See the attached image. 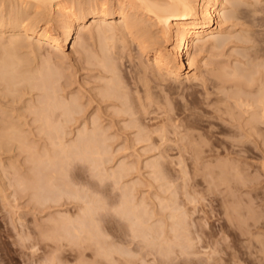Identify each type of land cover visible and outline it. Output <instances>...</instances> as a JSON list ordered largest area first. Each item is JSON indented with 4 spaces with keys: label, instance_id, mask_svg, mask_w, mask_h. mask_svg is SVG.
Returning <instances> with one entry per match:
<instances>
[{
    "label": "bare ground",
    "instance_id": "6f19581e",
    "mask_svg": "<svg viewBox=\"0 0 264 264\" xmlns=\"http://www.w3.org/2000/svg\"><path fill=\"white\" fill-rule=\"evenodd\" d=\"M231 1L230 0H0V86L1 85H4L6 90L8 89L10 92H15L17 90V86L18 84H20L22 87H24L25 82L26 85L28 84V86H26V88L24 87L25 90H42L40 92H43V96L41 95V97H37L38 99L41 98V99H37L39 102V105H37V102L35 104L33 103V100H29L31 104L30 106V113L33 112L35 114V117L33 119L32 122L36 123H40V125H37L36 126V131L35 133H32V134H35L34 137L37 135H41V134H44L43 136H45V142L42 144V146L38 145V143L34 140H30L29 142L21 135L24 133L25 130H22V127H20L17 122L15 123L14 121L16 120H12V121H9L5 118H3V123L2 125H0V137H6L8 136L7 138H10L12 139L17 138V140L19 141L20 140V137H21V140H20V143L19 145L21 144V147L22 148V151H25V153H27L26 155H28V158H26V160L29 162V164L31 165L29 167V165H27L28 167H26L28 169V173H24V171H22L21 169V172H22V175L20 174V177L22 176L21 179H19V176H18V179H19V185L22 186V192L25 193V194H30V197L33 202H34V209H39V211L43 210L45 212L46 208L49 209V207L52 209V206H58V205H62V208L64 206L65 203L69 204L71 203L72 200H74V203L76 202H79L80 205H79V212H77L76 214L74 212H72L73 214H69L68 212L67 213H62L60 211H58V215L57 216H54L52 214L54 213H50L52 216L48 218L47 221L45 222H48V224H51L49 226H47L46 230L45 228H41L43 229L44 231H38L39 233H41L42 237H44L43 239H45L46 241H48V246L49 247L51 244V247H54V245L57 247L59 246L60 248L58 249L59 250H62L61 249V245L60 244H63L64 241H67V242H73L72 245H74L75 243V240H76V245H80L78 244V241L79 243L85 239L89 240V241H92V243L94 242V244H96L98 246V250H99V253L101 255H104L107 259L109 260H115V256L116 254L118 255V257H122L124 256L126 259L127 257H129L130 259H132V257H134V250H129L125 247H122V246H119L118 243L114 240H109V229H107L105 226H103V222H105V220H110L111 218H114V219H117L119 217V219L122 221L124 220L127 225L129 226V228L131 229V232H132V239L133 241L137 238L140 239V241H144L143 243L146 244L144 246V249L146 247L150 248L149 251L147 252V254H153L154 252V249H156L157 253H159V256H161L160 258L163 259H166V262L168 261H171L169 259H172L174 253H177L178 255H176V257H178L180 255V258L182 257V262L185 263V264H190V263H194V264H199V262L197 263L196 261L199 259L201 260L200 261V264H202V261H203V257H200L199 256H204L206 255L207 256V260L209 261V264H217L216 261H210V258L213 256V254L218 251L217 247H219V243H221L222 241H220L221 238H224L221 236V233L219 234V236H221L218 239H216L217 237L216 236H213L211 235L213 232H210V228H212V222H210V220L212 219L211 218V211L213 212V210L209 211V209L207 210L206 208V203L203 204V201L206 202V200L204 199L203 197V194L198 191V190H201L200 187H197L199 188L198 190H195L194 188L196 187V183H194L195 185H192L193 183V180L196 178L195 176L198 174L196 169L199 167H197L198 165V161L200 160V158H198V160L194 161L195 163H197L196 165H194V167L196 166L197 168L194 170V172L192 171L193 173V176L195 175L194 173H197L193 179L192 175H191V171L188 172L189 168L186 167V165L183 163L185 160L182 159V161H180V167H175L174 168V171L175 169L178 171L180 168V170L178 172H180L181 176V180H177V181H181L179 182V185H178V182L176 181V185L175 184H172V182H175L176 179L178 178H175V180L173 179V176L172 178L169 177V175L167 176L168 172H166V170L168 171V169L166 168L165 171H163L162 173H158L162 171V168L164 167H160L159 165H162V164H159V160H161L162 158H160L158 160V158L160 157V155H158L159 157H156L157 159H149V161H146V168L150 167V168H155V167H160L161 169H159L158 171L157 168H155L154 170H152V174H154V176H151V177H155L156 180H160L161 179H166V182L165 183H160V187L161 185L166 186L164 187L165 190H167V192L169 191L170 194H167L165 192V194L167 195H170L168 196L167 198V195L164 196V198L160 197V201H159V208H161L163 210V213L165 210H167L166 212H168L166 214V220H170L171 223L167 222V226L166 227H169L170 230H167L166 232V227L163 228L164 224L166 225V220H162L164 218L165 215H159L161 216L160 219L156 220V221H152L151 222V219L154 218V215L155 214H160V213H156L155 211V207L152 211L149 210V206L147 204V202H145V198H139V199H136L137 197H135L134 193L136 192H133L134 188L135 187V183H134V186L132 185V183H124L121 185V181L124 177H126V173L129 171V170H132V169H136L134 168L137 164L138 166V162L135 163V161H129L128 159L125 158H119V159H116V155L119 154L121 151L123 152V150L125 149L124 147H114V141L116 142V138L117 140L119 139V136H115V134L117 133H114L111 134L110 133V130H111V127L109 125H106L103 123V117L102 115H100L98 112V110L96 111L98 114H94L93 112V115H91L88 119H85V121L83 122L81 120L80 122V119L81 117L80 116V100H78V98L74 97L72 98L73 95H71V99H65V96L64 98H62L63 96L59 94L58 90L60 91V88L63 87L64 84H62V86L60 88L57 89V84L56 81H58V77H57V74L60 73L63 74L64 76V81L66 80H69V79H66L65 80V77L67 76L66 75V72H67V69L66 72L64 70L65 73H61V72H58V69L59 67H57V65H52L51 63H53L56 59V56L58 57V54L59 53V56H60V53H63V55L65 54L66 56V51L67 50H73L72 52H76V54L78 53V55L80 56V59L82 58H85L84 60L87 61V64H89V67H97L98 70L100 71L101 73V79L104 80V86L102 87L103 89H97L99 90L98 94H99V104L98 102L97 103V107H102V103H107L106 104V108H108V111L110 110V108L113 109L112 113L109 114L111 115V118L113 117V119L111 120V122L115 121V118H120L121 121H123L122 123L125 124V125H119V128L121 129V133H122V130L125 131V129H128V130H132V129H135L136 132L135 135H134V138L132 139V143L133 145L135 146H139V145H136V144H142V143H146L145 146L147 145H150L149 143L151 142L152 138H156V137H153V133L157 132L155 135L158 136V133H162L164 131L165 126L162 125L160 127V125H158V127L156 128V130L154 131V128L153 130L149 128L148 124L149 121L153 120L155 121V119L151 118V120H149L147 123L144 122L145 120H142V117L144 116L145 112L147 114V111H148V104L149 103H152L153 104V101L152 100H149L147 101L146 100V97H141L140 94L137 95V93L139 92L138 90L141 85H139V87L137 86L138 84H134L138 87H136V89L134 90L132 87V89L128 88V83L127 81H125V76L123 75L122 72V67L124 66L123 65V55L125 53V51L127 50H123L125 48H120L122 50H117L115 48V46H117V43L116 41L119 42V40H121L122 42H126L128 45L127 46H124V47H128L129 46V43H133L132 46L136 45V49L138 50V52L140 51L141 52V55H143L144 57H146V59H141L140 62H139V71L137 73L139 74H136L137 75H142V77L140 78V81H138L139 83L140 82H143V86H147L149 85V82L152 80H150V77L151 75H154L156 78L158 76V78L160 76H163V78L166 76L167 79L168 78H172L176 81V80H183L184 78L187 79V80H192L195 79L197 80L198 78V75L201 71V67L202 66V63H201V59H199V56L201 55L202 52H205L208 48H212V49H217L219 47L222 46V43L220 44L218 41H219V37L221 34H224L228 31V28H229V23L233 22V20L239 18V15H235V14H229V13H226L223 10V5L227 4V3H230ZM254 5V3L252 4ZM256 7V6H255ZM258 8L260 6H257ZM250 9V11H252L253 13L252 14H255L256 12L261 11V13L264 11L262 8L260 9ZM232 13V12H230ZM248 13H251V12H248ZM258 13V15H259ZM263 14V13H262ZM251 15V14H250ZM249 16V14H248ZM262 16V15H261ZM260 18V15L257 16ZM263 17V16H262ZM253 20V19H252ZM251 20V21H252ZM258 20V19H257ZM261 20V19H260ZM257 22V21H256ZM254 23V22H253ZM259 23V22H258ZM258 23H256L258 25ZM261 24V23H260ZM255 25V23H254ZM256 26V25H255ZM258 27V26H257ZM258 29V28H257ZM258 31H260V29H258ZM260 33V32H259ZM262 33V32H261ZM261 33H260V36H261ZM232 34V33H231ZM263 34V33H262ZM258 35V34H256ZM76 37H77V41H76ZM262 37V36H261ZM244 37H242L243 39ZM247 39H250L248 36L246 37ZM256 38V41H257V38L258 37H255ZM242 39H240V41H242ZM243 40L244 41V44H249L247 42H249L248 40ZM260 38H258L259 40ZM263 39V38H261ZM260 39V40H261ZM254 40V39H252ZM252 40L250 39V42H252ZM245 41H247L245 43ZM116 45H115V44ZM125 43V45H126ZM130 44V45H131ZM225 44V43H223ZM264 44V42H263ZM262 44V45H263ZM195 47L196 48V52H194L192 55L190 54V49L192 47ZM122 47V46H121ZM130 47V46H129ZM128 47V48H129ZM135 47V46H134ZM253 47V46H251ZM251 47H248V48H251ZM259 47V46H258ZM261 47V45H260ZM259 47V48H260ZM41 48H45V52H47V56L48 57H44L40 51H41ZM247 48V47H246ZM263 48H264V45H263ZM263 48L261 47L262 51L259 50V51H256L255 49V54L256 52L259 54V52H261V54L263 53ZM133 49V48H131ZM117 50V51H116ZM136 50V51H137ZM247 50V49H246ZM249 50V49H248ZM129 51V50H128ZM212 51V50H211ZM24 52H27V56L28 57H32L31 54H33L35 57L37 56L38 57V54H42V57L43 60L41 59V65L42 66H39L37 68H35V66H33V68H31L32 66H30L31 64L33 65V63L30 62L29 58H25L26 56L23 54ZM29 52V54H28ZM40 52V53H39ZM44 52V53H45ZM127 52V51H126ZM131 52L130 54V58L131 60L132 59V50L129 51V53ZM139 52V53H140ZM31 53V54H30ZM123 53V54H122ZM128 53V52H127ZM127 53H125V55L127 56ZM245 54H247L248 52H243ZM251 52L248 53V55L250 54ZM57 54V55H56ZM75 54V55H76ZM242 54V52L240 53ZM254 54V52H253ZM254 54V55H255ZM25 57H24V56ZM46 55V54H45ZM52 55H54L55 59L54 60H50L52 59ZM76 55V56H78ZM132 55V56H131ZM136 55H138L136 53ZM135 55V56H136ZM140 55V54H139ZM138 55V57H139ZM140 55V57H141ZM51 56V57H50ZM79 56H78V60H79ZM245 57L244 54L240 55V57ZM252 53H251V55ZM248 56L250 59L251 57ZM259 56H261L262 58H260ZM259 56L255 55V58H259L261 59L262 62H259L257 63V61H253L252 60V65H251V59L250 60H247V56L244 58L247 60L248 62V65L250 63L251 66H248L249 68H246V72H249L248 69H252L253 68V71L250 70V73H252L250 76H247L248 73L245 74V71H244V65L241 64L243 67H242V70L241 69H238L237 65L235 67L237 68H232L231 67H228L226 65H224L226 68H223L224 66H222L221 68L223 69H217L218 71L214 73V75H216L221 81H222V84L221 83H218L220 85H223L224 86L229 82H231L234 87V90L236 88V90L232 91L234 93L238 92L239 94L236 96L233 95L231 92H228V95L229 93H231V96L230 99L233 100V97L236 96V99L237 101H235V103H232V104H235V105H239L240 106V109H239V106L237 107L236 106V110L238 109V111H240V114L241 116H245L242 115L243 114V111L244 113H248L249 114V117L248 115L245 120V122H242L243 126H241V123L239 122L240 120L239 119H242L241 116H239V112L237 113L236 111V116H232L231 114L233 113V115L235 114L234 113V110L232 108L231 105H229L228 107V104L230 102V100H226V103L225 105L227 104V107H226V110L227 109H231L232 108V112L230 115H227V113H224L226 116H231L234 120V118L237 120L235 121L236 123H238V125H233L234 126V129H236L235 127L237 126V128H239L238 126H240V128L243 129L248 127L249 130L247 133L248 135L252 136L253 138V134L254 133V130L255 132H259L257 133V135H259L258 137L260 138V135H261V138L264 139L262 137V132L261 130L259 129V131L257 130L258 128H264V126L260 127V125H264V59H263V56L259 54ZM62 57V55L60 56ZM64 57V56H63ZM129 57V55L127 56ZM126 57V59H128ZM134 57V56H133ZM138 57L136 59H138ZM65 58V57H64ZM242 58V59H243ZM256 58V59H257ZM31 59V58H30ZM37 59V58H36ZM255 59V60H256ZM33 60V59H32ZM35 60V58H34ZM33 60V62H34ZM83 60V59H82ZM81 60V61H82ZM245 60V63H247ZM53 61V62H51ZM130 61V60H128ZM136 62V60H134ZM139 61V60H138ZM137 61V62H138ZM31 64H30V63ZM35 62H38L37 60ZM125 62V61H124ZM133 62V61H132ZM130 62V64L132 63ZM238 62V61H237ZM85 63V62H84ZM128 63V62H127ZM134 63V62H133ZM244 63V61H243ZM261 63V64H260ZM54 64H56L54 62ZM235 64V63H234ZM257 64L259 65V69H258V66ZM39 65V64H38ZM256 65V67H255ZM56 66V67H55ZM133 66V65H132ZM230 66V65H229ZM263 68H262V67ZM66 67V66H65ZM80 67V66H79ZM85 66H83V69H84ZM127 67V66H125ZM135 69L137 68V66H134ZM133 67V68H134ZM228 67V68H227ZM247 67V66H245ZM254 67L258 70H254ZM262 70H261V68ZM54 68H56L57 70L55 71ZM61 69V67H60ZM80 69V68H79ZM86 69V68H85ZM84 69V70H85ZM88 69V68H87ZM86 69V70H87ZM136 69V70H138ZM85 70V71H86ZM96 69H94V72H95ZM135 70V71H136ZM261 70V71H260ZM59 71H62L59 70ZM69 71V70H68ZM81 71H82V68H81ZM92 71V70H91ZM97 71V70H96ZM126 71V70H125ZM254 71H255V74H254ZM259 72V74H257ZM93 72V71H92ZM130 72V71H129ZM131 72H134L131 71ZM263 72V73H262ZM71 73V72H69ZM73 73V72H72ZM71 73V74H72ZM88 73V72H87ZM86 73V74H87ZM89 73L90 70H89ZM88 73V75H89ZM96 73V72H95ZM99 73V72H98ZM93 74V73H92ZM123 76H122V75ZM131 74V73H130ZM151 74V75H150ZM263 75L261 77H257V80L256 81H259L258 84L255 83V85L253 84L254 82V76L252 75ZM60 75H58L59 77H61ZM66 75V76H65ZM96 75V74H95ZM133 77H135L134 75L135 74H132ZM213 75V76H214ZM62 76V77H63ZM75 76V75H74ZM100 76V75H98ZM61 77V78H62ZM97 77V75H96ZM127 77V76H126ZM129 77V76H128ZM127 77V78H128ZM132 77V76H131ZM130 77V78H131ZM215 77V76H214ZM60 78V79H61ZM76 78V77H75ZM78 78V77H77ZM88 78H91V77H88ZM94 78V76H93ZM100 78V77H99ZM139 78V77H138ZM161 78V77H160ZM200 78V76H199ZM216 78V77H215ZM215 81H217V79ZM259 78V80H258ZM97 79V78H96ZM134 79V78H133ZM155 79V78H154ZM165 79V80H167ZM240 79H245V82L247 86L251 85V86H256L257 85V90L254 89V91L257 93H255L253 91L252 88H247L246 86V90L245 91H249L250 93L247 94L246 92H244L243 90H239V89H242L243 86L245 85H242L241 88H237V87H240L241 85H238L235 87V85H237V82L238 80L240 81L239 84H244L241 82ZM62 80V79H61ZM73 80V78H72ZM84 80V79H82ZM86 80V79H85ZM84 80V82H86ZM94 80V79H93ZM92 80V82H93ZM135 80V79H134ZM137 80V78H136ZM159 80V83H161V79H158ZM199 80V79H198ZM100 81V79H99ZM98 81V82H99ZM154 81V80H153ZM151 81V82H153ZM162 81H164V79H162ZM238 81V82H239ZM243 81V80H242ZM22 82L24 83L22 85ZM59 82V81H58ZM57 82V83H58ZM70 82V81H68ZM73 82V81H72ZM77 82V81H76ZM79 82V81H78ZM77 82V83H78ZM97 82V81H96ZM130 82H132V79L130 80ZM166 82V81H164ZM181 82V81H180ZM219 82V81H217ZM234 82V83H233ZM65 83V82H64ZM71 83V82H70ZM88 83V82H87ZM91 83V82H90ZM137 83V81H136ZM174 83V82H173ZM226 83V84H225ZM81 84V83H80ZM86 84V83H85ZM97 84V83H96ZM100 84V83H99ZM128 84V85H127ZM131 85H133V83H130ZM155 84V82H154ZM157 84V83H156ZM163 85V82L161 83ZM177 84V83H176ZM180 84V83H179ZM217 84V85H218ZM253 84V85H252ZM65 85H67V81L65 83ZM73 84L70 85V87L72 86ZM94 85V84H93ZM103 85V84H102ZM151 85V84H150ZM159 85V84H158ZM157 85V86H158ZM216 85V87H218ZM219 85V86H220ZM231 84H229L227 87V89L229 88L231 90V87H229ZM4 86L2 88H4ZM82 86V84H81ZM87 86V84H86ZM85 86V87H86ZM142 86V87H143ZM144 86V87H145ZM154 86V85H153ZM168 86V85H167ZM215 86V84H214ZM0 87V88H1ZM20 87V86H18ZM58 87H59V84H58ZM67 87V86H66ZM65 87V88H66ZM69 87V86H68ZM80 87V86H79ZM99 87V86H98ZM148 87V86H147ZM177 87V86H176ZM64 88V87H63ZM83 88V87H82ZM88 88V87H87ZM92 88V87H91ZM146 88V87H145ZM149 88V87H148ZM151 88V87H150ZM154 88V87H153ZM155 88H156V85H155ZM158 88H160L158 86ZM170 88V87H169ZM219 88V87H218ZM221 89L223 88V86L220 87ZM219 88V89H220ZM244 88V87H243ZM23 89V90H24ZM78 89V88H77ZM93 89V88H92ZM144 89V88H143ZM142 89V90H143ZM172 89V88H171ZM175 89V88H174ZM218 89V91H219ZM252 89V90H251ZM2 90V89H1ZM21 90V91H23ZM84 90V89H83ZM94 90V89H93ZM101 90V91H100ZM131 90H134L135 92L131 91ZM145 90V89H144ZM149 90H152V89H149ZM158 90H161V89H158ZM176 90V89H175ZM179 89L177 88V91ZM217 90V88L215 89V91ZM226 90V89H225ZM224 89L220 90V92L222 94H224L226 91H229V90H226L225 91ZM251 90V91H250ZM18 91V90H17ZM16 91V92H17ZM19 90V92H21ZM25 91V92H27ZM78 91V90H76ZM80 91V90H79ZM90 91V90H89ZM95 91V90H94ZM156 91V90H154ZM168 91V90H167ZM172 91V90H171ZM216 92L214 94H219V92ZM224 91V92H223ZM242 91V92H241ZM33 92V91H32ZM35 92V91H34ZM88 92V90H87ZM97 92V91H96ZM133 92V93H132ZM137 92V93H136ZM146 94L148 93V91H145ZM176 92V91H175ZM175 92L173 93L175 95ZM251 92H254V93H251ZM18 93V92H17ZM29 93V92H27ZM24 94L25 96L27 95ZM31 93V92H30ZM66 93V92H65ZM76 93V92H75ZM82 93V92H81ZM90 93V92H89ZM134 93L135 96L137 95V99L139 100V103H140V106H141V109L137 108L139 106H137L135 104V96H134ZM139 93H142L141 90ZM153 93V91H152ZM243 93V94H241ZM1 94L3 95L2 91H1ZM10 94V93H9ZM14 94V93H13ZM18 94H22V93H18ZM42 94V93H41ZM67 94V93H66ZM74 94V92H73ZM77 94H80L77 93ZM84 94V93H83ZM92 94V93H91ZM94 94V92H93ZM133 94V95H132ZM144 94V93H142ZM145 94V95H146ZM150 94V93H149ZM147 94V98H150L149 95ZM157 94V93H156ZM178 94V92H177ZM227 94V92H226ZM224 94V95H226ZM245 94V95H244ZM254 94V95H253ZM6 94L4 93L3 97L5 96ZM11 95V94H10ZM17 96V94H14ZM13 95V96H14ZM31 96V94H28ZM40 95V94H39ZM76 95V94H74ZM96 95V93H95ZM140 95V96H139ZM164 95V94H163ZM168 95V94H166ZM164 95V96H166ZM180 95V93H179ZM184 95V94H182ZM223 95V96H224ZM34 96V95H33ZM62 96V97H61ZM67 96V95H66ZM90 96V95H89ZM98 96V95H97ZM135 98H134V97ZM155 96V94L153 95ZM163 96V97H164ZM181 96V95H180ZM230 96V95H229ZM7 97V95H6ZM22 97V96H21ZM20 96L19 97H16L18 98H21ZM32 97V96H31ZM36 97V96H34ZM81 97V96H80ZM91 97V96H90ZM94 97V96H92ZM91 97V99H92ZM157 97V95H156ZM162 97V98H163ZM189 96H187V100ZM12 99L11 96L8 97V99ZM14 98V97H13ZM14 98V100L16 99ZM84 98V97H83ZM158 98V97H157ZM161 98V100H162ZM166 98V97H165ZM176 98V97H175ZM183 98V97H182ZM228 98V96H227ZM5 99V98H4ZM23 99V97H22ZM28 99V98H27ZM33 99V98H32ZM36 99V98H35ZM90 99V98H89ZM88 99V100H89ZM151 99H152V96H151ZM155 99V97H154ZM164 99V98H163ZM169 99V97H168ZM174 99V98H172ZM184 99V98H183ZM229 99V98H228ZM3 100V99H1ZM13 99L11 100L14 101ZM26 100V99H25ZM84 100V99H83ZM94 100V99H93ZM137 100V102H138ZM144 100V101H142ZM145 100L149 103L146 104ZM156 100V99H155ZM161 100H160V104L162 105L163 107V104L161 103ZM167 100V99H166ZM165 100V104H167ZM186 100V101H187ZM224 98H223V101H225ZM4 101H7L6 99ZM23 101V100H22ZM91 101V100H90ZM96 101V99H95ZM152 101V102H151ZM171 101V100H170ZM183 102L185 100H182ZM181 101V102H182ZM1 102V101H0ZM9 102V100H8ZM82 102V101H81ZM155 102V101H154ZM163 102V101H162ZM173 102V101H172ZM175 102V100H174ZM173 104H176V102ZM181 102H178L181 104ZM6 104V102H3V104ZM21 103V101H20ZM25 103V102H24ZM28 103V102H26ZM157 103V102H156ZM154 103V104H156ZM169 103V102H168ZM187 103V102H186ZM212 103V104H211ZM210 103V105H213V101ZM218 103V102H217ZM224 103V102H223ZM4 104V105H5ZM10 104V103H9ZM13 104V102L11 103ZM18 104V103H17ZM15 103V105H17ZM29 104V105H30ZM85 104V103H84ZM87 104V103H86ZM138 104V103H137ZM164 104V105H165ZM171 104V102L169 103V105ZM172 104V105H173ZM184 104V103H183ZM188 104V103H187ZM192 104V103H191ZM190 103L188 105H191ZM231 104V103H230ZM2 105V104H1ZM7 105V104H6ZM90 105V104H89ZM92 105H93V102H92ZM157 105V104H156ZM156 105H153L154 107ZM160 105V106H161ZM187 105V106H188ZM193 105V104H192ZM23 106V105H22ZM86 106V105H85ZM88 106V105H87ZM150 106V104H149ZM152 106V107H153ZM167 106V105H166ZM177 106V105H175ZM180 106V105H179ZM177 106V107H179ZM182 106V105H181ZM185 106V105H184ZM186 106V108H187ZM218 106V105H217ZM9 106H7V109ZM18 107V106H17ZM93 107V106H92ZM96 107V106H94ZM96 107V108H97ZM151 107V108H152ZM153 107V109H154ZM161 107V108H162ZM174 107V106H172ZM193 107H196L193 106ZM224 107V106H223ZM234 109H235V106H233ZM2 109V106L0 107ZM12 108V106H11ZM19 108V107H18ZM25 108V107H23ZM104 108V107H103ZM105 108V110H107ZM156 108V107H155ZM160 108V107H159ZM158 108V109H159ZM165 108V107H163ZM161 109L162 113L164 112L165 109ZM171 108V107H169ZM185 108V109H186ZM190 108V107H188ZM187 108V110H189ZM13 109V108H12ZM12 109H9V110H12ZM16 109V108H14ZM13 109V110H14ZM100 109V108H98ZM184 109V108H183ZM191 109L193 110V108L191 107ZM219 109V108H218ZM221 109V108H220ZM5 110V109H4ZM23 110V109H22ZM21 110V111H22ZM25 110V109H24ZM24 110L23 112H19V114L21 113H24ZM83 110V109H82ZM85 110H88V109H85ZM83 111V112H86V111ZM101 110V109H100ZM104 110V111H105ZM152 110V109H151ZM157 110V109H156ZM156 110H152V111H155ZM160 110V109H159ZM177 110V108H176ZM174 109V111H176ZM180 110V109H179ZM222 110V109H221ZM27 111V110H26ZM25 111V112H26ZM28 111H27V114H28ZM94 111V110H93ZM103 111V112H104ZM150 111V109H149ZM148 111V112H149ZM161 111H159L161 113ZM169 111V110H167ZM181 111V110H180ZM179 111V112H180ZM219 111V110H218ZM223 111V110H222ZM229 111H227L229 113ZM9 112V111H8ZM7 112V113H8ZM14 112V111H12ZM16 113L18 112L17 109L15 111ZM101 112V113H103ZM110 112V111H109ZM158 112V113H159ZM220 112V111H219ZM242 112V113H241ZM1 113V111H0ZM107 113V111H105V114ZM139 113H144L142 117H138V114ZM151 113V111L149 112ZM153 113V112H152ZM160 113L158 115H160ZM168 113V112H167ZM175 113V112H174ZM174 113H171L174 115ZM178 113V111H177ZM186 113V112H185ZM185 113L182 114L185 116ZM221 113V112H220ZM4 113H2L3 115ZM26 114V115H27ZM32 114V113H31ZM30 114V115H31ZM82 114H85V113H82ZM91 114V113H90ZM169 114V113H168ZM188 114V113H186ZM192 114V113H191ZM190 114V116H191ZM224 114H222L224 116ZM1 115V116H2ZM24 114H22L23 116ZM29 115V114H28ZM157 115V116H158ZM162 115V114H161ZM160 115V116H161ZM165 115V112L164 114ZM167 115V114H166ZM165 115V117H166ZM172 115V117H173ZM181 115V116H182ZM194 115V113L192 114ZM7 116V115H6ZM8 116H10L8 114ZM21 116V115H20ZM19 116V117H20ZM21 116V117H22ZM25 116V115H24ZM23 116V117H24ZM78 116V117H77ZM83 116V115H81ZM85 116V115H84ZM105 116V115H104ZM168 116V115H167ZM175 116V115H174ZM180 115L178 117H181ZM195 116V115H194ZM11 117V116H10ZM146 116H144L143 118H145ZM149 117V114L147 115V120L150 118ZM162 117V116H161ZM177 117V118H178ZM225 117V116H224ZM239 117V118H238ZM9 118V117H7ZM30 118V117H29ZM106 118V117H105ZM104 118V119H105ZM169 118L171 119V117L169 116ZM175 118V117H174ZM184 118L183 116L179 119L181 121V119ZM190 118V117H189ZM221 118V117H220ZM231 118V119H232ZM12 119V117H11ZM22 119V118H20ZM28 119V118H27ZM146 119V118H145ZM163 119H164V116H163ZM168 119V121L170 120ZM176 119V118H175ZM173 120V127H177L176 125H178V122L176 120ZM185 119V118H184ZM191 119V118H190ZM197 119V118H196ZM194 117V121H197ZM230 119V118H229ZM244 119V118H243ZM107 120V118H106ZM117 120V119H116ZM146 120V121H147ZM159 120V119H157ZM166 120V118H165ZM178 120V119H177ZM186 120V119H185ZM202 120V119H201ZM204 121H206L205 119H203ZM208 120V119H207ZM224 120V119H223ZM25 121H26V118H25ZM152 121V122H153ZM160 121V120H159ZM167 121V120H166ZM165 121V122H166ZM167 121V122H168ZM184 121V120H183ZM191 122L190 120H188V117H187V122ZM199 121V120H198ZM226 121V119H225ZM78 122H80L79 125H76L78 124ZM118 122V121H117ZM162 122V121H161ZM171 122V121H170ZM193 122V121H192ZM208 122V121H207ZM214 122V121H213ZM230 122V121H228ZM234 122V121H232ZM31 123V122H29ZM34 123H32L34 125ZM115 123V122H114ZM146 123V124H145ZM174 123H175V126H174ZM181 123V122H180ZM196 123V122H195ZM199 123V122H197ZM210 123H211V120H210ZM210 123H209V126H210ZM247 125H245V124ZM109 124V123H108ZM119 124V122H118ZM155 124V123H154ZM153 124V125H154ZM166 124V123H165ZM169 124V123H168ZM172 125V122L170 123ZM183 124V126H185V121L181 123V125ZM192 124V123H191ZM204 124V123H203ZM202 123L200 125H203ZM227 124V123H226ZM229 124V123H228ZM233 124V123H232ZM27 126V122L25 124ZM72 125H76V127L74 128H71ZM111 125V124H110ZM116 125V123H115ZM152 125V124H151ZM180 125V124H179ZM196 126V124H194ZM213 125V123H212ZM250 127H249V126ZM122 126V128L120 127ZM124 126V127H123ZM190 126V124H189ZM193 126V124H192ZM232 126V125H230ZM259 126V127H258ZM156 127V126H155ZM168 127V126H167ZM171 127V126H169ZM168 127V128H169ZM171 127V130L172 128ZM197 127V126H196ZM201 127V126H200ZM206 127H208L206 125ZM205 127V128H206ZM212 127V126H211ZM258 127V128H257ZM24 128V127H23ZM33 128V126H32ZM70 128V129H69ZM178 128V127H177ZM176 128V130H177ZM180 128V127H179ZM190 128H192L190 126ZM247 128V129H248ZM262 128V129H263ZM184 129V127H183ZM193 129V128H192ZM192 129L191 132H192ZM195 129V128H194ZM201 129V128H200ZM210 129V127H209ZM213 129H214V125H213ZM212 129V130H213ZM252 129V133L250 134L251 130ZM174 130V129H173ZM172 130V131H173ZM176 130H174L173 132H177ZM185 130V129H184ZM188 129H186L187 131ZM197 130V129H196ZM206 130V129H205ZM204 130V131H205ZM240 130V129H239ZM244 130V129H243ZM246 130V129H245ZM166 131V130H165ZM169 131V129L166 131V133ZM183 131V130H182ZM185 131V132H186ZM198 131V130H197ZM201 130H199L200 132ZM236 131V130H235ZM238 131V129H237ZM241 131V130H240ZM264 131V129L262 130ZM115 132V131H113ZM126 134H127V130L125 131ZM129 132V131H128ZM178 132H179V129H178ZM198 132V133H199ZM217 132V131H216ZM214 132V133H216ZM245 132V131H244ZM29 133V132H28ZM124 133V132H123ZM172 133V132H171ZM180 133H181V130H180ZM179 133V134H180ZM184 133V132H183ZM196 134V132H194ZM197 133V134H198ZM210 134H212L211 132H209ZM213 133V134H214ZM237 133V132H236ZM240 133H243V132H239L238 135H240ZM246 133H243V134H246ZM255 133V134H256ZM70 134H74L73 135V138H69ZM118 134V133H117ZM163 134L165 135V133L163 132ZM178 134V133H177ZM178 134V135H179ZM186 134H188V131L186 132ZM186 134H182V137L183 136H186ZM206 134H207V131H206ZM217 134V133H216ZM242 134V135H243ZM3 135V136H2ZM21 135V136H20ZM29 135H31L29 133ZM132 135V136H133ZM160 135V134H159ZM167 136H169L170 134H166ZM165 135V136H166ZM172 135V134H171ZM170 135V137H171ZM173 135H175L173 133ZM177 135V137H178ZM190 135V133H189ZM194 135V134H193ZM193 135L191 136L193 138ZM219 135V134H218ZM225 135V134H224ZM237 135V136H238ZM240 135V137L242 136ZM257 135H254L257 137ZM263 135H264V132H263ZM32 136V135H31ZM43 136L41 135L42 139H43ZM131 136V134H130ZM162 136V135H160ZM181 136V135H180ZM198 136V135H197ZM210 136V135H209ZM233 136V135H231ZM243 136H246L245 138L247 139V135H243ZM4 137V139L6 140V138ZM30 137V136H29ZM35 137V138H36ZM39 137V136H38ZM37 137V139H38ZM39 137V138H41ZM124 137V136H122ZM126 137V135H125ZM163 137V136H162ZM176 137V136H175ZM176 137V140L179 138ZM196 137V136H195ZM201 137V136H200ZM213 137V136H212ZM257 137V140L259 139ZM19 138V139H18ZM161 138V137H160ZM187 138V136H186ZM190 138V136H189ZM198 138V137H197ZM196 138V139H197ZM207 138V137H205ZM244 138V137H243ZM250 138V137H249ZM255 138V137H254ZM3 139V138H2ZM9 139V140H11ZM30 139V138H29ZM115 139V140H114ZM130 139V138H128ZM159 139V138H158ZM175 139V138H174ZM181 139V137H180ZM178 139V140H180ZM195 139V140H196ZM210 139V138H209ZM225 141H226V138H224ZM237 139V137H236ZM245 139V140H246ZM1 140V139H0ZM14 140L16 141V139H13V141L11 140V142H14ZM127 140V139H126ZM167 141L169 140V138L167 137L166 139ZM182 140V139H181ZM184 140V139H183ZM204 140V139H203ZM202 140L199 139V143L203 145L205 144H211V143H207L208 141H206V143H204ZM211 140V139H210ZM213 140V139H212ZM211 140V141H212ZM220 140V139H219ZM253 140V139H251ZM2 141V140H1ZM0 141V143H1ZM4 141V140H3ZM33 141V142H31ZM130 141V140H129ZM154 142L152 143H155V140H153ZM170 141H174L173 138L171 140L170 138ZM190 141V140H188ZM187 141V142H188ZM197 141V140H196ZM210 141V142H211ZM218 142V140H216ZM236 141V140H235ZM240 141V140H239ZM22 142V143H21ZM119 142V141H118ZM157 142V141H156ZM191 142V141H190ZM194 142V141H193ZM213 142V141H212ZM222 141H220L221 143ZM248 142V141H247ZM250 142V141H249ZM252 142H255V141H252ZM264 142V140L262 141V143ZM15 143V142H14ZM17 143V141H16ZM15 143V144H16ZM120 143V142H119ZM130 142V146H133L131 145L132 144ZM151 143V145H152ZM168 143V142H167ZM170 143V142H169ZM176 143V142H175ZM183 144L185 142H182ZM189 143V142H188ZM195 143V142H194ZM223 143V142H222ZM237 142H235L236 144ZM257 144H259V142H256ZM261 143V142H260ZM3 144V142L1 143ZM12 144V143H11ZM9 144V146L11 145ZM18 144V143H17ZM16 144V145H17ZM40 144V143H39ZM122 144V143H121ZM158 144V143H157ZM174 144V142H173ZM198 144V143H196ZM196 144L194 145V147L196 146ZM199 144V146H200ZM212 144H215V143H212ZM239 144V143H238ZM251 144V143H250ZM123 145V144H122ZM127 145V144H125ZM156 145V144H155ZM168 145V144H167ZM177 145V144H176ZM176 145H175V148H176ZM188 145H191V144H188ZM188 145H183V146H188ZM240 145V144H239ZM239 145H236L238 146L239 148ZM2 146V145H1ZM4 146V145H3ZM8 148H11L12 146H10ZM119 146V145H118ZM134 146V147H135ZM157 146V145H156ZM170 146V145H169ZM173 146V145H172ZM178 146V145H177ZM180 146V145H179ZM198 146V145H197ZM197 146L194 148V154L196 152V150L198 149ZM198 146V147H199ZM206 146V145H205ZM243 146V145H242ZM254 146H255V143H254ZM258 145H256L257 147ZM261 146V144H260ZM264 147V144L262 145ZM261 146V148H263ZM128 148H130L128 145H127ZM149 149H150V146H148ZM152 147H155V146H152ZM151 147V148H152ZM160 147V146H159ZM158 147V149H159ZM171 147V146H170ZM190 147V146H189ZM192 147V146H191ZM202 147V146H201ZM208 147V146H207ZM214 147V146H213ZM220 147V145H219ZM218 147V148H219ZM224 147V144L223 146ZM247 147V146H246ZM4 148V147H3ZM6 148V149H8ZM13 148V147H12ZM157 148V147H156ZM154 148V149H156ZM163 152L165 150V147H163ZM174 148V146H173ZM186 147H184L185 149ZM204 147H202L203 149ZM225 148V147H224ZM237 148V149H238ZM260 148V147H259ZM2 149V147H1ZM17 149V148H16ZM20 149V148H19ZM17 149V151L19 150ZM143 149V147L141 148ZM148 149V148H147ZM169 149V148H168ZM179 149H181L179 147ZM190 149V148H189ZM201 148H199L198 150H200ZM206 149V148H205ZM214 150L215 147L213 148ZM245 149V148H244ZM4 149H2V152H3ZM21 150V149H20ZM130 150V149H129ZM128 150V151H129ZM136 150V148H135ZM138 150V149H137ZM161 150V149H159ZM167 150V149H166ZM165 150V151H166ZM176 150V149H175ZM211 150V149H210ZM209 150V152H210ZM219 151L221 149H218ZM216 150V151H218ZM240 150H242L241 152L243 153V149L241 148ZM238 150V151H240ZM257 150V149H256ZM1 151V150H0ZM8 151V150H7ZM10 152H12V150H9ZM16 151V150H15ZM21 151V152H22ZM139 151V150H138ZM143 151V150H142ZM142 151L140 152V154H142ZM147 151H150L152 152V149L150 150H147ZM158 151V150H157ZM162 151V150H161ZM170 151V150H169ZM184 152L186 150H183ZM205 152H207L206 150H204ZM213 151V150H212ZM211 151V152H212ZM227 151V150H226ZM246 151V150H245ZM244 151V152H245ZM260 151V150H259ZM9 152V153H10ZM19 152V151H18ZM17 152V153H18ZM121 152V153H122ZM132 152V151H131ZM138 152V153H139ZM146 152V150H145ZM145 152L143 153L145 155ZM156 152V150L154 151ZM198 152V151H197ZM196 152V153H197ZM228 152V151H227ZM6 153V152H5ZM14 153V152H13ZM20 153V152H19ZM120 153V154H121ZM127 153V152H126ZM137 153V152H135ZM148 153V152H147ZM160 153V152H159ZM162 153V152H161ZM160 153V154H161ZM178 153V152H177ZM199 153V152H198ZM203 152H201L202 154ZM212 153H215L214 151ZM218 153V152H217ZM229 153V152H228ZM235 151L233 152L232 155H236L234 154ZM238 153V152H237ZM240 153V152H239ZM21 154V153H20ZM19 154V155H20ZM23 154V153H22ZM152 154V153H151ZM165 154V153H164ZM164 154H161L163 155L162 157H164L165 155ZM170 154V153H169ZM193 154V155H194ZM205 154V153H204ZM209 154V153H208ZM223 154V153H222ZM227 154V153H226ZM225 154V155H226ZM24 155V154H23ZM127 155V154H126ZM129 155V154H128ZM132 155V153H131ZM136 155V154H135ZM155 155V154H154ZM180 155V153H179ZM185 155V153H184ZM188 155V153H186V156ZM192 155V156H193ZM200 155V154H198ZM197 155V157H198ZM210 155V154H209ZM214 156V154H212ZM133 156H134V153H133ZM131 156V157H133ZM138 156V158H142L141 156L139 157V155H136ZM149 156V154L147 155ZM171 156V155H170ZM173 156V155H172ZM176 156V154H175ZM178 156V155H177ZM219 156L222 157V155L219 153ZM19 157V156H18ZM130 157V155H129ZM152 157V156H151ZM154 157V156H153ZM200 157V156H199ZM207 157V155L205 156ZM219 157V158H220ZM224 157V156H223ZM1 158V157H0ZM150 158V157H149ZM168 158V157H166ZM165 158V159H166ZM173 158V157H172ZM171 158V159H172ZM176 158V157H175ZM173 158V161L174 159ZM178 158V157H177ZM176 158V159H177ZM202 158H203V155H202ZM208 158V157H207ZM216 158V157H215ZM226 158V157H224ZM232 158V157H231ZM3 157L1 158V161H2ZM130 159V158H129ZM135 159V158H133ZM147 159V158H146ZM145 159V160H146ZM175 159V160H176ZM179 159V158H178ZM205 159V158H204ZM210 159V158H209ZM227 159V158H226ZM235 159V158H234ZM233 158L231 160H234ZM4 160V159H3ZM6 160V159H5ZM12 160V159H11ZM16 160H17V157H16ZM19 160V159H18ZM25 160V161H26ZM139 160V159H138ZM164 160V159H163ZM193 160V159H192ZM202 160V159H201ZM217 161V159H214ZM221 160V159H219ZM224 159L221 160V162L223 161ZM229 160V159H228ZM244 160V159H243ZM8 161V160H7ZM21 161V160H20ZM25 162V163H28V162ZM76 161H80L81 163H85V162H88L90 164V166H93L94 168L97 169V173L102 175L101 176V179L102 178H112L113 180H115V185L116 184H120V189L122 188V194H121V198L117 201H114L115 199V196L114 194L111 192L110 193V196L108 195L107 199H110L111 197L113 198L114 196V200L112 201V203L110 202L109 203V200L106 202L105 197H98V191L100 188H98V185L97 187H93L95 189L93 190H89V189H92V188H89L87 189V191L85 189H83L84 187V184H82L83 186H78L79 184L75 183L76 181H74L73 179V176L71 174H69V170H70V165ZM168 163V160H166ZM172 161V160H170ZM207 161V160H206ZM212 161V159L210 160ZM209 161V163H211ZM227 162V160H224ZM230 161V160H229ZM22 162V161H21ZM24 162V161H23ZM23 162L22 164L20 165H23ZM144 162V161H143ZM142 162V163H143ZM162 162V161H161ZM160 162V163H161ZM186 162V161H185ZM188 162V160H187ZM220 162V163H221ZM233 162V161H232ZM232 162L230 161L229 163H231V166L232 165ZM234 162H238V161H234ZM8 163H11L10 160L8 161ZM7 163V164H8ZM13 163V161H12ZM17 163V162H16ZM15 163V164H16ZM18 163H20L18 161ZM24 163V164H25ZM145 163V162H144ZM143 163V165H144ZM164 163V161L162 162ZM171 163V164H170ZM169 164L170 165H173V162H170ZM207 163V162H206ZM209 163L207 165H209ZM215 163V162H213ZM210 164L211 165V168L212 166L214 167L215 164ZM228 163V164H229ZM2 164V162H1ZM0 164V166H1ZM6 164V165H7ZM14 164V163H13ZM182 164V165H181ZM184 164V165H183ZM224 164V163H223ZM235 164V163H234ZM4 164H2L3 166ZM75 165V164H74ZM85 165V164H84ZM108 165H113L110 169V167H108ZM141 164V166H143ZM167 165V164H166ZM176 165H177V162H176ZM190 165V164H189ZM192 165V164H191ZM204 165V164H203ZM218 165H219V162H218ZM227 165V164H226ZM225 165V166H226ZM238 168V165L235 164ZM234 165V166H235ZM1 166V168H3ZM11 167V170L13 169V167H17V166H14V165H9V168ZM25 166V165H24ZM89 166V167H90ZM136 166V167H137ZM140 166V167H141ZM169 165H167L168 167ZM193 166V165H192ZM202 165H200L201 167ZM221 166H222V163H221ZM224 166V165H223ZM224 166V167H225ZM233 166V167H234ZM241 166V165H239ZM8 167V165H7ZM5 166L4 169L7 168ZM21 167V166H20ZM72 167V166H71ZM75 167V166H74ZM78 167V166H77ZM75 167V168H77ZM86 167V165H85ZM108 167V168H107ZM139 167V166H138ZM172 168V166H170ZM8 168V169H9ZM74 168V169H75ZM144 168V166L142 167ZM140 168V169H142ZM179 168V169H178ZM192 168V167H191ZM207 169H209L210 167H207ZM205 166L204 168L201 167V169H206ZM236 167L234 168L237 169ZM240 168V167H239ZM239 168H238V171H239ZM4 169H2V171H4ZM20 169V168H19ZM18 169V170H19ZM26 169V170H27ZM72 169V170H74ZM79 169V168H78ZM82 169V168H81ZM99 169V170H98ZM111 171H110V170ZM139 169V168H138ZM137 169V171H138ZM165 169V168H164ZM163 169V170H164ZM16 170V168H15ZM85 170V169H84ZM91 170V169H90ZM147 170V169H146ZM233 170V168H232ZM0 171V172H2ZM6 171V170H5ZM10 171V170H9ZM13 171V170H12ZM12 171L10 173H12ZM92 171V170H91ZM96 171V170H95ZM100 171V172H99ZM135 171V170H133ZM131 171V172H133ZM136 171V172H137ZM156 171V172H154ZM172 171V170H171ZM199 171V174L200 173H205L203 171L200 172V169H198ZM210 171V170H209ZM27 172V171H26ZM75 172V171H73ZM83 172V171H82ZM88 172V171H87ZM140 172V171H139ZM176 172V171H175ZM173 172V174L175 173ZM207 172V171H206ZM222 172H223V168H222ZM225 172V171H224ZM223 172V173H224ZM234 172V171H233ZM233 172H226V175L228 177V174L227 173H232ZM237 172V170H236ZM10 173H8V175H10ZM23 173L25 175H23ZM78 173H79V170H78ZM86 173V172H83V174ZM135 173V172H134ZM6 174H7V171H6ZM13 174V173H12ZM27 174V175H26ZM88 174V173H87ZM91 174V173H90ZM89 174V175H90ZM96 174V173H95ZM133 174V173H132ZM131 174V175H132ZM170 174V173H169ZM198 174V175H199ZM201 175L202 178L205 179V174H203V176ZM237 174V173H236ZM240 174V173H239ZM238 174V175H239ZM2 175V174H1ZM18 175V174H17ZM103 175L105 177H103ZM128 175V173H127ZM129 175V176H131ZM171 175V174H170ZM199 175V176H200ZM211 175V174H210ZM209 175V176H210ZM234 176L238 177V175H235L233 174ZM232 175V176H233ZM242 178H244L242 174H240ZM5 176V173L3 175V177ZM12 176V175H11ZM80 176H84L82 181L84 180L85 175H80ZM92 176V175H91ZM138 176L139 173H138ZM176 176V174H175ZM208 176V178H210ZM213 176V175H212ZM211 176L210 179H212L213 177ZM216 176V174H215ZM2 177V176H0ZM2 177V178H3ZM132 177V176H131ZM141 177V176H140ZM218 177V176H217ZM8 178V177H7ZM6 176H5V180L7 181L8 179H12V177L8 178L7 179ZM75 178V177H74ZM127 178V177H126ZM148 178V177H147ZM207 178V177H206ZM14 179V178H13ZM12 179V180H13ZM87 179V177L85 178ZM91 179V178H90ZM88 179V182L89 180ZM96 179V178H95ZM94 179V180H95ZM99 179V176L98 178ZM100 179V180H101ZM132 179H135V177H133ZM139 178H137L138 180ZM192 179V181H191ZM201 179V178H200ZM214 179V178H213ZM216 180H218L217 178H215ZM236 179V178H234ZM4 180V181H5ZM92 180V179H91ZM93 180V181H94ZM103 180V179H102ZM101 180V181H102ZM110 180V179H109ZM113 180H110L113 181ZM125 180V179H124ZM148 180V179H147ZM153 180V178H152ZM198 180L199 182V179H196ZM195 180V181H196ZM216 180L214 181L215 183L219 182ZM241 181V179H239ZM244 180V179H243ZM10 181L9 180V184H10ZM81 182V179L79 180ZM85 181V180H84ZM98 181V180H97ZM105 181V180H104ZM103 181V183H104ZM131 181V179L129 180ZM128 181V182H129ZM190 181L192 183H190ZM202 181V180H201ZM208 181V180H207ZM206 179H205V182H207ZM213 181V180H212ZM210 180V182H212ZM239 181V182H240ZM1 182V181H0ZM13 182V181H12ZM86 182V183H88ZM109 182V181H108ZM133 182V181H132ZM135 182V181H134ZM142 182V181H141ZM141 182H137L138 184H140ZM157 182V181H156ZM162 182V181H161ZM164 182V181H163ZM198 182H197V185H198ZM242 182V181H241ZM245 181H243L242 183H244ZM6 183V182H5ZM82 183V182H81ZM84 183V182H83ZM85 183V184H86ZM93 183V182H91ZM90 183V184H91ZM96 183V181H95ZM201 183V182H199ZM203 183H204V180H203ZM202 183V184H203ZM208 183V182H207ZM221 183V182H220ZM241 183V185H242ZM13 184V183H12ZM14 184H16V182H14ZM89 184V185H90ZM100 184V183H99ZM113 184V183H112ZM131 184V185H130ZM137 184V185H138ZM144 184L141 183L140 185ZM205 184V183H204ZM209 184V185H208ZM206 185H208L209 187L211 186L210 183H208ZM212 184V183H211ZM223 183H221L220 185H222ZM235 185H237L236 183H234ZM232 184V185H234ZM240 184V183H239ZM81 185V184H80ZM101 185H104V184H101ZM107 185V184H106ZM114 185V184H113ZM201 185V184H199ZM216 186V184H213ZM225 185V184H224ZM227 185V184H226ZM234 185V186H235ZM244 185V184H243ZM242 185V186H243ZM3 186V184L1 185ZM5 186V185H4ZM7 186V185H6ZM12 186V185H11ZM16 186V185H15ZM14 186V187H15ZM92 186V185H91ZM149 186V185H148ZM218 186V184H217ZM241 186V187H242ZM246 186V185H244ZM243 186V187H244ZM8 187H10V185H8ZM14 187H13V190H14ZM82 187V188H81ZM89 187V186H87ZM86 187V188H87ZM112 187V186H110ZM138 187V186H137ZM157 187V186H156ZM207 187V186H206ZM207 187V188H209ZM219 187V186H218ZM217 187V188H218ZM225 187V186H224ZM223 187V188H224ZM240 187V186H239ZM239 187H236V190L239 189ZM242 187V189H243ZM3 188V187H2ZM12 188V187H11ZM21 187L18 186L17 189H20ZM97 188V189H96ZM106 188H109L108 186L105 187ZM162 188V187H161ZM162 188V189H164ZM172 188V189H171ZM196 188V189H197ZM202 188V187H201ZM204 188V192H205V187ZM206 188V190H207ZM214 188V186H213ZM212 188V189H213ZM230 190L232 189L231 187H229ZM228 188V190H229ZM235 188V187H234ZM4 189V188H3ZM5 189H8L7 187ZM4 189V191H5ZM15 188V190H17ZM101 189H102V186H101ZM104 189V187H103ZM102 189V190H103ZM112 189L114 190V188L112 187ZM119 189V187H118ZM150 189V188H149ZM215 189V188H214ZM219 189V188H218ZM241 189V188H240ZM12 190V189H11ZM14 190V192H15ZM98 190V191H97ZM102 190H100V194H102ZM136 190V189H135ZM139 190V189H138ZM137 190V191H138ZM180 190V191H179ZM211 191V189H208ZM207 190V191H208ZM220 190V189H219ZM222 190V189H221ZM220 190V191H221ZM226 190V189H225ZM224 190V191H225ZM236 190H233V191H236ZM3 191V192H4ZM10 191V190H9ZM18 191V190H17ZM16 191V192H17ZM21 191V190H19ZM90 191V192H89ZM97 191V196H96V193L94 195V193H91V192H95ZM110 190H108L107 192H109ZM197 191V192H196ZM215 191V190H214ZM213 191V192H214ZM223 193H227V192H224ZM1 192V190H0ZM1 192V193H3ZM15 192V194H16ZM21 192V193H22ZM89 192V193H88ZM119 192V190H118ZM148 192V191H147ZM198 192H200L199 194L201 196H199ZM212 192V191H211ZM208 191V193H211ZM212 192V194H213ZM229 192L228 191V194L229 195ZM232 192V191H231ZM249 192V191H247ZM254 192V191H253ZM5 193V192H4ZM3 193V194H4ZM19 193V192H18ZM20 193V194H21ZM105 193V191L103 192ZM217 192H215L216 194ZM221 194H223L222 192H219ZM7 195V193H5ZM10 194V193H9ZM99 194V196H100ZM111 194H113V196H111ZM137 194V193H135ZM143 194V193H142ZM198 194V195H197ZM206 194V192L204 193ZM218 194V193H217ZM216 194V196H217ZM231 195L235 194V192H232L230 193ZM14 195V194H13ZM23 195V194H22ZM107 195V194H106ZM105 195V196H106ZM117 195V194H116ZM144 195V194H143ZM149 195V194H148ZM220 195V194H219ZM27 196V195H26ZM138 196V195H137ZM147 197V195H144ZM156 196V195H155ZM216 198L215 195H213ZM221 196V195H220ZM5 197V195H4ZM12 197V196H11ZM14 197V196H13ZM16 197V196H15ZM14 197V198H15ZM19 197V196H18ZM110 197V198H109ZM166 197V198H165ZM207 197V196H206ZM225 197V196H224ZM223 197V200H225ZM3 198V197H2ZM6 198V197H5ZM22 198V197H21ZM19 198V199H21ZM158 198V197H157ZM222 198V197H221ZM220 198V199H221ZM227 199V197H225ZM229 199L231 198L230 195L228 197ZM241 197H239L240 199ZM257 198V197H256ZM4 199V198H3ZM8 199V198H7ZM24 199V197H23ZM29 199V198H28ZM209 199V198H208ZM227 199V201L229 200ZM238 199V197L236 198ZM236 199H234L236 201ZM238 199V200H239ZM6 200V199H5ZM16 200V199H15ZM27 200V199H26ZM30 200L29 202L27 201V203H30ZM159 200V199H158ZM156 200V201H158ZM233 201V199H231ZM264 200V199H263ZM208 201V200H207ZM210 201V199H209ZM219 201V200H218ZM231 201V202H232ZM233 202L234 204H238L239 203H236V202ZM7 202V200H6ZM69 202V203H68ZM73 202V201H72ZM115 202V203H114ZM150 202V201H149ZM229 202V201H228ZM238 202H241V201H238ZM263 202V201H261ZM73 203V204H74ZM78 203V204H79ZM152 203V202H151ZM156 203V202H155ZM213 203V201L211 202ZM220 203V202H219ZM222 203V202H221ZM224 203V202H223ZM227 203V202H226ZM225 203V204H226ZM230 203V202H229ZM6 204V203H5ZM26 204V202H25ZM32 204V203H31ZM158 204V203H157ZM224 204V205H225ZM9 205V204H8ZM156 205V204H155ZM213 205V204H212ZM221 205V204H220ZM223 205V204H222ZM231 205V203H230ZM233 205V204H232ZM231 205V207H233ZM3 206V205H2ZM27 206V205H26ZM154 206V205H153ZM211 206V205H210ZM227 206V205H226ZM242 206V204H241ZM245 206V205H244ZM249 206V205H248ZM5 207V206H4ZM10 207V205H9ZM30 207V206H28ZM77 207V206H76ZM75 206L73 208H76ZM246 207V206H245ZM42 208H45L42 209ZM53 208H56V207H53ZM58 208V207H57ZM65 208V207H64ZM153 208V207H152ZM210 208V207H209ZM226 208V207H225ZM237 208V207H236ZM234 208V211H238V209ZM249 208V207H248ZM247 208V209H248ZM261 208V206H260ZM33 209V210H34ZM71 209V208H70ZM76 209V210H77ZM115 212V215L112 213L113 210ZM228 209V207H227ZM233 209V208H232ZM236 209V210H235ZM246 209V210H247ZM252 209V207H251ZM251 209H248L250 212L252 211ZM262 209V208H261ZM55 210V209H54ZM57 210V209H56ZM64 210V209H63ZM75 210V211H76ZM216 210V208H215ZM231 210V209H230ZM226 211L229 213V211ZM245 210V209H244ZM242 210L241 212L239 213H242V216H243V211ZM254 210V209H253ZM30 211V210H29ZM35 211V210H34ZM38 211V212H39ZM69 211V210H68ZM78 211V210H77ZM106 212L107 214H104L103 212ZM110 211H112L110 213ZM161 211V210H160ZM159 211V212H160ZM225 211V210H224ZM223 211V212H224ZM9 212V211H8ZM23 212V211H22ZM42 212V211H41ZM60 212V213H59ZM65 212V211H64ZM158 212V211H157ZM162 212V211H161ZM210 212V214H209ZM231 212L233 213V210H231ZM245 212V211H244ZM248 212V211H247ZM7 213V212H6ZM46 213V212H45ZM235 213V212H234ZM238 213V212H236ZM13 214V213H12ZM20 214V213H19ZM39 214V213H38ZM43 215V213H41ZM49 214V213H48ZM49 214V215H50ZM214 214V213H213ZM254 215L256 216V213H251L250 215ZM6 215V214H5ZM23 215H26V214H23ZM36 215V214H35ZM56 215V214H55ZM224 215V214H223ZM229 215V214H228ZM246 215V213L244 214ZM250 215L246 216V217H249L250 219L251 218H254L253 217H250ZM258 215V214H257ZM20 216V215H19ZM18 216V217H19ZM22 216V214H21ZM157 217V215H155ZM227 216V215H226ZM230 216L231 213H230ZM235 216L237 217V214L234 216H232V218L230 219H227L228 216H227V220H229L230 222V227L232 224H234L235 222L237 223V220L235 218ZM240 216V217H242ZM24 217V216H23ZM22 217V218H23ZM35 216H33L34 218ZM38 217V216H37ZM36 217V218H37ZM239 217V218H240ZM245 217V216H243ZM257 217V216H256ZM255 217V221H253V225L250 223V226H254V228H257V229H254L256 232L258 229V231L253 234L254 236L256 234H262L261 233V230L263 228L264 225H261L259 224L260 220L258 218ZM21 218V217H20ZM159 218V217H158ZM211 218V219H210ZM224 218V217H223ZM235 218V220L233 219ZM37 219H40V218H37ZM105 219V220H104ZM113 219V220H114ZM16 220V219H15ZM22 221V219H20ZM19 220V221H20ZM25 220V219H24ZM34 220V219H33ZM45 220V219H44ZM155 220V219H153ZM225 220V221H227ZM235 221L234 223L232 222ZM240 220V219H239ZM244 219H242L243 221ZM28 221V220H27ZM213 221V220H212ZM241 221V220H240ZM238 221V222H240ZM244 224V222H242ZM247 220H245L246 222ZM251 221V222H252ZM15 222V221H14ZM18 222V221H17ZM25 222V221H24ZM36 222V221H33V223ZM44 222V221H42ZM108 222H112L111 220L110 221H107ZM165 222V223H164ZM201 222V223H200ZM227 222V224L229 223ZM232 222V223H231ZM245 223V224H248ZM20 223V222H19ZM18 223V224H19ZM27 223V222H26ZM29 223V222H28ZM27 223V225H29ZM236 223L234 225H236ZM240 223V224H241ZM262 223V222H261ZM21 224H23L21 222ZM19 224V225H21ZM36 223H34L35 225ZM109 224V223H108ZM210 226H209V225ZM223 224V223H222ZM238 224V223H237ZM244 224V225H245ZM126 225V226H127ZM215 225V224H214ZM226 225V224H224ZM244 225H241V227L238 226L242 229V227ZM15 226H16V223H15ZM18 226V225H17ZM24 226V225H22ZM20 226V227H22ZM31 226V225H30ZM40 226V225H39ZM42 226V225H41ZM45 226V225H44ZM127 226V227H128ZM210 227V228H206V227ZM229 226V224H228ZM237 226V225H236ZM237 226V227H238ZM32 227V226H31ZM30 227V228H31ZM233 227V225H232ZM17 228V227H16ZM26 229V227H24ZM39 228V227H38ZM209 229L208 231L204 230V229ZM220 228L222 229L221 225H220ZM219 228V229H220ZM225 228V227H224ZM245 229H247V226L243 227ZM36 229V228H35ZM165 229V230H164ZM218 229V230H219ZM221 229H220V232H221ZM15 230V228H14ZM13 230V231H14ZM22 230V229H21ZM24 230V229H23ZM30 230V229H29ZM212 230V229H211ZM214 230V229H213ZM226 230V229H225ZM228 230V229H227ZM226 230V231H227ZM244 229H242V232ZM253 230V229H251ZM16 231V230H15ZM27 232V230H25ZM36 231V230H35ZM128 231V230H127ZM169 231V232H168ZM217 231V230H216ZM224 231V230H223ZM222 231V232H223ZM240 231V230H239ZM23 232V231H22ZM20 231V233H22ZM219 232V231H218ZM225 232V231H224ZM247 232V231H246ZM244 232V233H246ZM36 233V232H34ZM129 233V232H128ZM169 233H172V234H169ZM241 233V231H240ZM13 234V233H12ZM15 234V233H14ZM17 234V232H16ZM33 234V232H32ZM208 236V240L207 238L205 239L206 236ZM224 234V233H223ZM25 235V234H24ZM29 233L27 234L28 238H29ZM217 235V234H216ZM244 235V234H243ZM246 235H250L249 234H246ZM252 235V234H251ZM14 236V235H13ZM19 236V234L17 235ZM38 236V234H37ZM253 236V237H254ZM20 237V236H19ZM15 238V241H17L19 239L20 241V238ZM216 237V238H215ZM263 237V236H262ZM25 238V236H24ZM39 237H37V240H38ZM258 239L257 237H254V239ZM22 239V238H21ZM34 239V238H33ZM75 239V240H73ZM23 240V239H22ZM26 240V239H24ZM31 240V239H30ZM81 240V241H80ZM264 240V239H263ZM27 241V240H26ZM32 241V240H31ZM257 241V240H256ZM24 242V241H23ZM22 242V243H23ZM29 243V240L27 241ZM50 242V243H49ZM67 242L65 243L66 246L68 247L69 245L68 244H71V243H68ZM258 245L261 244V246L259 247V249H261L260 251L263 252L264 251V242L261 241V240H258ZM21 243V244H22ZM26 243V242H24ZM44 243V242H43ZM58 243H60L58 245ZM132 243V242H131ZM224 243V242H222ZM244 243V242H243ZM252 243V242H251ZM18 245V243H16ZM37 244V243H36ZM41 244V243H39ZM84 244H88L87 242L84 243ZM139 244V243H138ZM250 244V242H249ZM24 245V244H23ZM28 245V244H26ZM26 245H24V247L26 248H29L27 247ZM31 245V243H30ZM83 245V243H82ZM81 245V246H82ZM141 245V244H140ZM216 245H219V246H216ZM254 245V244H253ZM22 247V245H20ZM32 246V245H31ZM65 246V245H64ZM63 246V247H64ZM65 246V247H66ZM87 245H85L86 247ZM142 246V245H141ZM140 246V247H141ZM33 247V246H32ZM88 247H91L90 245ZM129 247V246H128ZM208 247H212V251H207L206 249ZM216 247V248H215ZM221 247V246H220ZM253 246H251L252 248ZM256 247V245H255ZM262 247V248H261ZM37 248V246H36ZM36 248H32L30 250H34L36 251ZM74 248V247H73ZM72 248V249H73ZM77 248V247H76ZM79 248V247H78ZM147 248V249H148ZM178 248V251L176 250ZM209 248V249H210ZM51 250H48V251H51L52 252V249L57 251V249L54 248H50ZM66 249V248H65ZM69 249V247H68ZM91 249H93L91 247ZM146 249V251H147ZM205 249V250H203ZM216 249V250H215ZM225 249V248H224ZM64 250V249H63ZM70 250H71V247H70ZM96 250V251H95ZM94 251L97 253V249H95ZM214 250V251H213ZM220 250V249H219ZM57 251V252H58ZM151 251V252H150ZM155 251V252H156ZM221 251V250H220ZM228 251V250H227ZM32 252V251H31ZM219 252V251H218ZM221 252H225L224 250L221 251ZM221 252H219L220 254H222ZM34 253V252H33ZM37 253V252H36ZM49 253V252H48ZM47 253V254H48ZM95 253V254H96ZM228 253V252H226ZM32 254V253H31ZM50 254V253H49ZM56 254V252L54 253ZM58 254V253H57ZM60 254V253H59ZM257 254H260L257 252ZM263 254V253H262ZM39 255V254H38ZM98 255V254H96ZM158 255V254H157ZM264 255V254H263ZM262 255V256H263ZM41 256V255H40ZM45 256V255H43ZM49 256V255H48ZM47 256V257H48ZM51 256H53V253L51 254ZM50 256V258H52ZM56 256V255H55ZM140 256V255H139ZM172 256V257H171ZM194 256V257H193ZM217 256L218 253H217ZM222 255H220L221 257ZM230 256V255H229ZM254 256V255H253ZM261 256V257H262ZM31 257V255H30ZM32 257H33V254H32ZM46 257V256H45ZM57 257V256H56ZM101 258V256H98ZM97 257V258H98ZM196 257V258H195ZM264 257V256H263ZM262 257V258H263ZM39 258V257H38ZM36 258V259H38ZM58 258L59 260L61 259V257L58 255ZM117 258V257H116ZM175 258V257H174ZM173 258V260H174ZM54 259V258H53ZM99 259V258H98ZM121 259V258H118V260ZM145 259V256L144 258ZM258 259V258H257ZM264 259V258H263ZM48 260V259H47ZM230 260V259H229ZM248 260V259H247ZM38 261V260H37ZM49 261V260H48ZM55 261H56V258H55ZM52 260V262H55ZM58 261V260H57ZM61 261V260H60ZM80 261V260H79ZM132 261V260H131ZM228 261V259H227ZM36 262V261H35ZM63 262V261H61ZM60 262V264H62ZM145 262V261H143ZM148 261H146L144 264H147ZM152 262V261H151ZM205 261H203L204 263ZM221 262V261H220ZM262 262V261H260ZM37 263V262H36ZM57 263V262H56ZM171 263V262H170ZM219 263V262H218ZM228 263V262H227ZM50 264H53V263H50ZM208 264V263H207ZM229 264V263H228ZM232 264V263H231Z\"/></svg>",
    "mask_w": 264,
    "mask_h": 264
},
{
    "label": "rangeland",
    "instance_id": "374dc122",
    "mask_svg": "<svg viewBox=\"0 0 264 264\" xmlns=\"http://www.w3.org/2000/svg\"><path fill=\"white\" fill-rule=\"evenodd\" d=\"M231 2L230 3H227V4H225V5H223V10L222 11H224V12H226V13H229V14H235V15H239V18H237V19H235V20H233V22H231V23H229V28H228V31L226 32V33H224V34H221L220 36H218L219 37V43L221 44L222 43V46L221 47H219V48H217V49H212V48H208L205 52H202L201 53V55L199 56V59H201V63H202V66L203 67H201V71H200V73H199V75H198V78H197V80H195V79H193V81L192 80H187V79H181V80H174L173 78H172V80H171V78H168L167 79V77L165 76L164 78H163V76H160L159 78H158V76H157V78L154 76V75H151V77H150V80L151 81H153V82H149V85H147V86H143V82H138V81H140V78L142 77V75H141V77H140V75H137L136 76V74H139V73H137L138 71H139V62H140V60L141 59H146V57H144L143 55H141V52L139 53L138 52V50L136 49L137 47H136V45H134V46H132L133 45V43L131 44V43H129V48L128 47H124V46H127L128 44L126 43V42H122L121 40H119V42L118 41H116L117 43H119V44H117V46H115V48L117 49V50H119L120 48H125V49H123V50H126V48H127V52L125 51V53H127V56L129 55V57H127L126 55H125V53H124V51L122 50V49H120V50H122L123 51V53H124V55H123V60L125 61H122L123 62V67H122V72L121 73H123V75L125 76V74H126V76L128 77H126L125 76V81H127V80H131L132 79V82H130V80L129 81H127V83L129 84H127L128 85V88H129V86H130V88L132 87H134L135 89H136V87L138 86L139 87V85H141L142 84V86H140L139 87V89L141 90V92L142 93H144V94H142V93H139L140 92V90H138L137 91V89H136V91L138 92H136L137 93V95L138 94H140L141 95V97H146V100L147 101H149V100H154L153 101V104L152 103H149V102H147L146 100H145V102H146V104L147 103H149L150 104V106H149V104H148V107H150V108H148V111H149V109H150V111H151V113H149L148 111H147V114H146V112H145V114L144 113H139L138 114V117L140 116V117H142L143 116V114H144V116H146L145 118H143L142 117V120H145L144 122H148L149 120H151V118H153L156 114L158 115L160 112L159 111H161V109L163 108V107H165L166 108V110H164V112H165V115H166V117H165V115H163L164 114V112L162 113V111H161V113H160V115L162 116H160V115H156L153 119H155V121H153V120H151V121H149V123H147L148 124V126H149V128L150 129H152L153 130V128H154V131L156 130V128L158 127V125H160V127L162 126V125H164L165 126V128L166 129H164V133H165V135L166 134H172L171 135V137H170V135L169 136H165L164 134H163V132L162 133H158V136L157 135H155L157 132H155V133H153V137H156L155 139L154 138H152V140H151V142L149 143L150 145H147V146H145L146 145V143L144 144V143H142V144H136V145H139V146H135V145H133V143H132V139L134 138V135H135V133L134 132H136V130L135 129H132L131 131L130 130H128V129H125V131L127 130V134H126V132L124 131V130H122V133H121V129L119 128V125H125V124H123L122 122L123 121H121L120 120V118H119V120H118V118H115V121H113V122H111V120L113 119V117L111 118V115H109V114H111L112 113V111H113V109L112 108H110V112L108 111V108H106L105 106H106V104L107 103H102V107H100V105H99V107H97L98 105H97V103L96 102H98V104H99V90H97L98 88L99 89H103L102 87L104 86V80L103 79H101V73H100V71L98 70V68L97 67H89V64H87V61L86 60H84L85 58H82V59H80V56L78 55V53L76 54V52L74 53V52H72L73 50H67L66 51V56H65V54L63 55V53H60V56L62 55V57H60L59 56V53H57L58 54V57L56 56V59L54 58L55 56L54 55H52V59H50V60H54L55 59V63L56 64H54V62L53 61H51V62H53V63H51L52 65H57L58 63V65H57V67H59L60 65V67H61V69H62V71H59V70H61L60 69V67H59V69H58V72H63V73H65L66 72V70L65 69H67V72H66V77H65V80L66 79H69L70 78V76H71V78L69 79V80H66L67 81V85H65V83H66V81H64V76H63V74H61L60 75V73L59 74H57V77H58V81H56V83L55 84H57V85H55V86H57V89L58 88H60L61 86H62V84H64L63 85V87H61L60 88V91L58 90V92H59V94L60 95H62L61 97L62 98H64V96H65V99L67 98V99H71V95H73L72 96V98H74V97H76V98H78V100H80V99H82V100H80L79 102H80V107H79V109H80V111H81V113H80V116L79 117H81V119H80V122H81V120L84 122L85 121V119H88L91 115H93V113L95 114H100V115H102V117H103V123L104 124H106V125H109L110 127H111V130H110V133L111 134H113L114 135V133H116L115 134V136H119V139L117 140V138H116V142L114 141V147H117V149H118V147L120 148L121 146L122 147H124L125 149L123 150V152L120 154H117L116 156V159H121V158H125L126 157V159H128L129 161H135V163L136 162H138L139 164H138V166H137V164H135L136 166L134 167V168H136V169H132V170H129L127 173H128V175H127V173H126V177H124L123 179H122V181H121V185L123 184V182L124 183H132V185L134 186V183H135V187H133L134 189V191L133 192H135V193H137V194H135L134 193V195H135V197H137L136 199H139V198H145V202H147V204H148V206H149V210H151L152 209V211H153V209H154V207H155V211H156V213H160V214H155V215H157V217L154 215V218H152L151 219V222L152 221H156V220H158V219H160L161 218V216L162 215H165L164 216V218H163V216H162V220H166V214L168 213V212H166L167 210H165L164 211V213H163V210L161 209V208H159V201H160V197H162V198H164V196H166L167 194H170V192L168 191L167 192V190H165V188L164 187H166V186H164L163 187V185H161V187L162 188H164V189H162L159 185H160V183L162 184V183H165L166 182V179H161V181L160 180H156L155 179V177H151V176H154V174H152V170H154L155 168H157V170L156 171H158L159 169H161L163 166V168H162V171L161 172H159L158 171V173L160 174V173H162L163 171H165L166 170V168L168 169V171L166 170V172H168V174H167V176L169 175V177H171L172 178V176H173V179L175 180V178H178V179H176L175 180V182H172V184H175L176 183V181L177 180H181V178H180V176H181V174H180V172H178L176 169H175V171H174V168L175 167H180V161H182V159L183 160H185L183 163L186 165V167L187 168H189V170H188V172H190L191 173V175H192V177H193V183L191 182L192 181V179H191V181H190V183H192V185H195L194 183H196V187L194 188L195 190H198L199 188H197V187H200V189L201 190H198V191H202L201 193L203 194V197H204V199L206 200V202H204L203 201V204H205L206 203V208H207V210L209 209V211H211V210H213V212L211 211V213L212 214H210V212H209V214L211 215V220H210V222H212L211 224H212V228H210L209 226L208 227H206V228H210V230L209 229H204V230H206V231H210V232H213L211 235H213V236H216L215 238L216 239H218L219 240V238L222 236V237H224V238H221L220 239V241H222V242H224V243H219V245L221 246H219V245H216V246H219V247H217V249L219 248L221 251H225V252H221L219 249H218V251L219 252H221L222 254H220L218 251L216 252V254L214 253L213 254V256L210 258V261H216V263L217 264H264V251L263 252H261L262 250L261 249H259V247L261 246V244H259L258 245V240H261V241H263L264 242V226H263V228H262V230H261V233L262 234H256L255 236L253 235V234H255L256 232H254L255 230L254 229H257V228H254V226H250V223L252 224L253 223V221H255L256 219H255V217L257 216L258 218H259V220H260V218H261V220H260V222H259V224H261V225H264V147L262 146L263 144H264V142L262 143V141L264 140V139H262L261 138V135H260V138L258 137L259 135H257V133H259L260 131H259V129L261 130V134H262V137L264 136L263 135V132L264 131H262L264 128L262 127V126H264V125H260L259 124V126L260 127H262V128H258L257 130L259 131V132H255V130H254V133H252L253 131H252V129H250L251 130V132H250V134L252 133L253 134V138H252V136H250V135H248L247 133H249L248 132V130H249V128L248 127H246V128H244L243 127V129L242 128H240V126H238L239 128H237V126L235 127L236 129H234V126L235 125H238V123H236L235 121H237L235 118H234V120H233V118L231 117V116H226L224 113H227V115H230L231 114V112L234 110V115H233V113L231 114L232 116H236L237 114H236V112L238 111V109L236 110V106L238 107L239 105H235L236 103H235V101H237V99H236V96L239 94L238 92H236V93H234V92H232L233 90H234V85L230 82H228L225 86H224V84L223 85H220V84H218V83H221L222 84V81L216 76V75H214V73L215 72H217L218 70L217 69H223V68H226L224 65H226V66H228V67H231V69L232 68H237L238 67V69H241L242 70V65L241 64H245L244 65V71L246 70V68H249L248 66H251L253 63H252V60L253 61H257V63H259V62H262L261 61V59H259V58H255V55H257V56H259V54L260 55H262L263 56V54H264V48H263V42H264V11L261 13V11H260V13H259V11L258 12H256L255 14H252L253 12L252 11H250V9H257L258 7L257 6H260L258 9H260V8H262V7H264V0H230ZM254 3V5H252ZM256 6V7H255ZM263 10H264V8H262ZM230 12H232V13H230ZM248 12H251V13H248ZM258 13H259V15H260V18L259 17H257V16H259L258 15ZM248 14H249V16H248ZM251 14V15H250ZM263 17H262V16ZM253 19V20H252ZM258 19V20H257ZM261 19V20H260ZM252 20V21H251ZM257 21V22H256ZM255 23V25H254V23ZM259 22V23H258ZM256 23H258V25L256 24ZM261 23V24H260ZM258 26V27H257ZM260 29V31H258V29ZM261 33V36H260V33ZM232 33V34H231ZM256 34H258V35H256ZM249 37L251 40L252 39H254V40H252V42H250V39H247L246 37ZM242 37H244L243 39H242ZM255 37H258V38H263V39H259L258 40V38H257V41H256V38ZM240 39H242V41H240ZM248 40L249 42H247V41H245V43L247 42V43H249V44H244V41L243 40ZM76 41H77V37H76ZM125 43H126V45H125ZM223 43H225V44H223ZM115 44V43H114ZM131 44V45H130ZM263 44V45H262ZM116 45V44H115ZM260 45H261V47L263 48V53L261 54V52H259V54L256 52V54H255V49H256V51H259V50H261L262 51V49H261V47H260ZM122 46V47H121ZM251 46H253V47H251ZM260 48H259V47ZM247 47V48H246ZM248 47H251V48H248ZM131 48H133V49H131ZM247 49V50H246ZM249 49V50H248ZM116 50V51H117ZM119 50V51H120ZM131 51L132 50V55L134 56H132V59L133 60H131V58H130V54H131V52L129 53V51ZM137 50V51H136ZM196 50V48L193 46L191 49H190V54L192 55L194 52H196L195 51ZM212 50V51H211ZM42 54H44L43 56L46 58V57H48L47 56V52H45V48H41V51H40ZM39 52V53H40ZM45 52V53H44ZM242 52V54H244V56L246 57L247 56V60H250L251 61V65H250V63H249V65H248V62H247V60L246 59H244L242 56L240 57V55H242V54H240ZM243 52H251L252 53V55H253V57L252 56H250L251 55V53L248 55V53L247 54H245V53H243ZM253 52H254V54H253ZM38 54V57L36 56H34L33 54H31V56L32 57H28V56H30V55H28L27 56V52H24L23 54L26 56H24L25 58H29V60H30V62L31 63H33V65L31 64L30 66H32L31 68H33V66H35V68H36V66H37V68L39 67V66H42L41 65V59L43 60V58L44 57H42V54ZM122 53V54H123ZM136 53L139 55H141V57H140V55H139V57H138V55H136ZM28 54H29V52H28ZM46 54V55H45ZM56 54V55H57ZM78 55L79 56V60H78V56H76V55ZM136 55V56H135ZM65 58H64V57ZM248 56H250L251 58L250 59H248L249 57ZM126 57L128 58V59H126ZM138 57V59H136ZM260 58H262L261 56H259ZM31 58V59H30ZM34 58H35V60H34ZM37 58V59H36ZM41 58V59H40ZM44 58V59H45ZM243 58V59H242ZM34 60V62H33V60ZM256 59V60H255ZM263 59H264V56H263ZM38 61V62H35V61ZM82 60V61H81ZM128 60H130V61H128ZM134 60H136V62L134 61ZM139 60V61H138ZM245 60H246V62L247 63H245ZM134 63H133V62ZM138 61V62H137ZM238 61V62H237ZM243 61H244V63H243ZM264 61V60H263ZM85 62V63H84ZM128 62V63H127ZM130 62H132L131 64H130ZM242 62V63H241ZM235 63V64H234ZM241 63V64H240ZM39 64V65H38ZM261 64V63H260ZM259 64V65H260ZM133 65V66H132ZM230 65V66H229ZM237 65V67H235ZM259 65L257 64V66H258V69H259ZM66 66V67H65ZM80 66V67H79ZM83 66H85L84 67V69L86 68H88L86 71L83 69ZM125 66H127V67H125ZM134 66H137V68L136 69H138V70H136L135 69V67ZM222 66H224L223 68H221ZM245 66H247V67H245ZM56 67V66H55ZM64 68V70H65V72H64V70H63V68ZM134 67V68H133ZM227 67V68H228ZM255 67H256V65H255ZM254 67V70L256 69ZM262 67V66H261ZM260 67V68H261ZM35 68H33V69H35ZM80 68V69H79ZM81 68H82V71H81ZM263 68V67H262ZM262 68H261V70H262ZM94 69H96L95 70V72H94ZM258 69H256V70H258ZM54 70L56 71L57 69L56 68H54ZM69 70V71H68ZM89 70H90V72L91 73H89ZM93 72H92V71ZM126 70V71H125ZM134 70V72H131V71H133ZM136 70V71H135ZM251 71H253V68L252 69H250ZM250 70L248 69V71L249 72H246L245 71V74L246 73H248V75L247 76H250L252 73H250ZM260 70V71H261ZM130 71V72H129ZM260 71H258V73L257 74H259V72ZM263 71V70H262ZM69 72H73L72 74L71 73H69ZM89 73V75H88V73ZM99 72V73H98ZM264 72V71H263ZM262 72V73H263ZM87 73V74H86ZM93 73V74H92ZM131 73V74H130ZM249 73H250V75H249ZM97 75V77H96V75ZM132 74H135L134 76L135 77H133V75ZM254 74H255V71H254ZM252 75V76H254V82H253V84L255 85V83H257L258 84V82L259 81H256L257 80V77L259 76V75ZM58 75H60L61 77H59ZM75 75V76H74ZM98 75H100V76H98ZM122 75V74H121ZM122 75V76H123ZM216 77V78H218L217 79V81H219V82H217V81H215L216 80V78L214 77V76ZM93 76H94V78H93ZM132 76V77H131ZM199 76H200V78H199ZM255 76H257V77H255ZM261 76H263L262 74L259 76V77H261ZM76 77V78H75ZM78 77V78H77ZM88 77H91V78H88ZM100 77V78H99ZM131 77V78H130ZM139 77V78H138ZM62 80H61V79ZM72 78H73V80H72ZM97 78V79H96ZM135 80H134V79ZM136 78H137V80H136ZM155 78V79H154ZM82 79H86L85 81L86 82H84V80H82ZM94 79V80H93ZM99 79H100V81H99ZM158 79H161V83L163 82V85L161 84V83H159V80ZM162 79H164V81H166V82H164V81H162ZM165 79H167V80H165ZM199 79V80H198ZM92 80H93V82H92ZM241 80V82L242 83H244V84H239L240 83V81L238 82H235V83H237V85H235V87L236 86H238V85H241L240 87H237L238 89L239 88H241L242 87V85H245L246 84V82H245V79H240ZM243 80V81H242ZM258 80H259V78H258ZM68 81H70V82H68ZM73 81V82H72ZM78 83H77V82ZM97 81V82H96ZM99 81V82H98ZM136 81H137V83H136ZM181 81V82H180ZM58 82V83H57ZM61 82H62V84H61ZM65 82V83H64ZM88 82V83H87ZM91 82V83H90ZM134 82H135V84H138L137 86L134 84ZM154 82H155V84H154ZM174 82V83H173ZM24 83H25V85H24V87L26 88V86H28V84L26 85V83L27 82H25L24 81ZM23 82H22V85L24 84ZM82 84V86H81V84ZM87 84V86H86V84ZM97 83V84H96ZM100 83V84H99ZM130 83H133V85H131ZM157 83V84H156ZM177 83V84H176ZM180 83V84H179ZM234 83V82H233ZM58 84H59V87H58ZM71 84H73L71 87H70V85ZM94 84V85H93ZM103 84V85H102ZM151 84V85H150ZM159 84V85H158ZM214 84H215V86H214ZM218 84V85H217ZM229 84H231L229 87H231L232 85V87H231V90L228 88L227 89V87L226 86H228ZM252 84V85H253ZM154 85V86H153ZM155 85H156V88H155ZM160 87V88H158V86ZM168 85V86H167ZM216 85L220 88L221 86H223V88L222 89H226V90H229V91H226L227 92V94H226V92L224 93V94H226V95H224V94H222L221 92H220V90H222L221 88L219 89L218 87H216ZM220 85V86H219ZM2 87L4 86V85H1ZM0 86V87H1ZM17 87V92L18 93H22V94H18L16 91L15 92H10L8 89L6 90V88H5V86H4V88H0V107L2 106V109L0 108V111H1V113H0V125H2V123H3V118H5L6 117V119L7 120H9V121H12L13 119L14 120H16V121H14L15 123L17 122V124L20 126V127H22V130H25L24 131V133L23 134H21L28 142L30 141V140H34V141H36L37 143H38V141H39V143H38V145H39V147H40V145L42 146V144L45 142V136H43L44 134H41L42 136H43V139H42V137H41V135H37V137L39 136V137H41V138H39L38 137V139H37V137L35 138L34 137V135L35 134H32V133H35V131H36V126L37 125H40V123H38V122H36V123H34V122H32L33 121V119H34V117H35V114L33 113V112H29L30 111V106H31V104L30 103H32V102H30L31 100H33V103L35 104L36 102H37V105H39V99H41V98H37L38 96L39 97H41V95L43 96V92H40V91H42V90H25L24 89V87H22L20 84H18V85H16ZM18 86H20V87H18ZM67 86V87H66ZM69 86V87H68ZM80 86V87H79ZM86 86V87H85ZM99 86V87H98ZM136 86V87H135ZM177 86V87H176ZM246 86L247 85H245V86H243L242 87V89H239V90H243L244 92H246L247 94H249L250 92L249 91H245L248 87L249 88H252L253 89V91H254V89L255 90H257V88L259 87H257V85L254 87V86H251V85H249V86H247V88H246ZM66 87V88H65ZM83 87V88H82ZM88 87V88H87ZM95 90H93L92 88ZM137 87V88H138ZM151 87V88H150ZM154 87V88H153ZM170 87V88H169ZM257 87V88H256ZM78 88V89H77ZM131 88V89H132ZM133 88V89H134ZM145 90H144V89ZM172 88V89H171ZM176 90H175V89ZM177 88L179 89L178 91H177ZM217 88V90L215 91V89ZM246 88V89H245ZM248 88V89H249ZM2 89V90H1ZM24 89V90H23ZM84 89V90H83ZM134 89V90H135ZM143 89V90H142ZM149 89H152V90H149ZM158 89H161V90H158ZM218 89H219V91H218ZM245 89V90H244ZM251 89V90H252ZM19 90L21 91V90H23V91H21V92H19ZM76 90H78V91H76ZM80 90V91H79ZM87 90H88V92H87ZM90 90V91H89ZM134 90H131V91H133V92H135ZM154 90H156V91H154ZM168 90V91H167ZM172 90V91H171ZM235 90H236V88H235ZM234 90V91H235ZM250 90V91H251ZM1 91H2V93H3V95H4V93L7 95V97H6V95L3 97V95L1 94ZM25 91H27V92H29V93H27V92H25ZM33 91V92H32ZM35 91V92H34ZM97 91V92H96ZM101 91V90H100ZM145 91H148V93L147 94H149V95H151L152 96V99H151V96H149L150 98H147L148 96H147V94H146V92ZM152 91H153V93H152ZM176 91V92H175ZM219 92V94H220V96L218 95V94H214V93H216V92ZM31 92V93H30ZM67 94H66V93ZM73 92H74V94H76V95H74L73 94ZM76 92V93H75ZM80 92V94H77V93H79ZM82 92V93H81ZM90 92V93H89ZM93 92H94V94H93ZM132 92V93H133ZM175 92V95L173 94ZM177 92H178V94H177ZM224 92V91H223ZM228 92H231L233 95H235L236 94V96L235 97H233V100H231L230 99V97H232L231 96V93H229V95H228ZM242 92V91H241ZM255 92V91H254ZM254 92H251V93H254ZM11 95H10V94ZM17 94V96L16 95H14V94ZM26 94L27 93V95L25 96L24 94ZM42 93V94H41ZM84 93V94H83ZM92 93V94H91ZM95 93H96V95H95ZM136 93H134V96H135V94ZM157 93V94H156ZM179 93H180V95H179ZM255 93H257V91L255 92ZM28 94H31V96L30 95H28ZM40 94V95H39ZM69 94H71V95H69ZM146 94V95H145ZM155 94V96H153ZM166 95V94H168V95H166V96H164V95ZM182 94H184V95H182ZM241 94H243V93H241ZM14 95V96H13ZM36 96V97H34V96ZM67 95V96H66ZM92 96H94V97H92V99H91V97ZM98 95V96H97ZM133 95V94H132ZM137 95L134 97L136 100H135V104L137 105V106H139V107H137V108H139V109H141V106H140V103H139V100L137 99ZM139 95V96H140ZM156 95H157V97H156ZM224 95V96H223ZM245 95V94H244ZM254 95V94H253ZM11 96V98L14 100V98H16V97H23V99H22V97L21 98H19V100H18V98H16L14 101H12L13 102V104H11L12 102H11V100L12 99H8V97H10ZM81 96V97H80ZM164 96V97H163ZM187 96H189L188 97V99L189 100H187ZM227 96H228V98H227ZM14 97V98H13ZM84 97V98H83ZM96 97H98V98H96ZM154 97H155V99H154ZM164 99H163V98ZM166 97V98H165ZM168 97H169V99H168ZM176 97V98H175ZM184 99H183V98ZM7 100V101H4L5 99ZM28 98V99H27ZM33 98V99H32ZM36 98V99H35ZM90 98V99H89ZM161 98H162V100H161ZM172 98H174V99H172ZM223 98H224V100L226 99L227 100V102H228V100H230V102H229V104H228V107H229V105H231L232 106V108H233V110H232V108L231 109H227L226 110V107H227V104L225 105V103H226V100L225 101H223ZM1 99H3V100H1ZM26 99V100H25ZM39 101H38V100ZM84 99V100H83ZM89 99V100H88ZM94 99V100H93ZM95 99H96V101H95ZM168 101H167V100ZM8 100H9V102H8ZM23 100V101H22ZM30 100V101H29ZM91 100V101H90ZM137 100H138V102H137ZM160 100H161V103L163 104V107H162V105L159 103L160 102ZM165 100L167 101L166 103L167 104H165L164 102H165ZM171 100V101H170ZM174 100H175V102H176V104H173V102H174ZM182 100H185L184 102L182 101ZM187 100V101H186ZM20 101H21V103H20ZM34 101H36V102H34ZM82 101V102H81ZM142 101H144V100H142ZM151 101V102H152ZM163 101V102H162ZM173 101V102H172ZM182 101V102H181ZM213 101V105H210V103ZM3 102H6V104L4 105L3 104ZM25 102V103H24ZM26 102H28V103H26ZM92 102H93V105H92ZM157 102V103H156ZM171 102V104L169 105V103ZM174 102V103H175ZM178 102H181V104L180 103H178ZM189 104H191V105H188L187 103ZM218 102V103H217ZM224 102V103H223ZM10 103V104H9ZM15 103L17 104V105H15ZM85 103V104H84ZM87 103V104H86ZM138 103V104H137ZM154 103H156V104H154ZM184 103V104H183ZM231 103V104H230ZM232 103H235V104H232ZM2 104V105H1ZM30 104V105H29ZM90 104V105H89ZM165 104V105H164ZM173 104V105H172ZM212 104V103H211ZM23 105V106H22ZM86 105V106H85ZM88 105V106H87ZM153 105H156L155 107L153 106ZM161 105V106H160ZM167 105V106H166ZM175 105H177V106H179V107H177V106H175ZM182 105V106H181ZM185 105V106H184ZM188 105V106H187ZM196 105V107H193V106H195ZM218 105V106H217ZM7 106H9L8 108L9 109H14V108H16L17 109V113L15 112L16 111V109H12V110H9V109H7ZM11 106H12V108H11ZM19 108H18V107ZM93 106V107H92ZM94 106H96V107H94ZM154 107V109H153V107ZM172 106H174V107H172ZM186 106H187V108L188 107H190V108H188L189 110H187V108H186ZM224 106V107H223ZM230 106V107H231ZM233 106H235V109H234V107ZM23 107H25V108H23ZM29 107V108H28ZM104 107V108H103ZM152 107V108H151ZM160 107V108H159ZM162 107V108H161ZM169 107H171V108H169ZM191 107L193 108V110L191 109ZM229 107V108H230ZM98 108H100V109H98ZM105 108L107 109V110H105ZM160 110H159V109ZM165 108H163V109H165ZM176 108H177V110H176ZM184 108V109H183ZM186 108V109H185ZM219 108V109H218ZM223 110H221V109ZM5 109V110H4ZM24 110V113H21V114H19V112H23V110ZM83 109V110H82ZM85 109H88V110H85ZM156 110V112L155 111H152V110ZM174 109L176 110V111H174ZM181 111H180V110ZM239 109H240V106H239ZM22 110V111H21ZM28 111V114H27V111ZM86 111V112H83V111ZM94 110V111H93ZM98 110L99 112L97 113L96 111ZM107 111V113L105 114V111ZM112 110V111H111ZM167 110H169V111H167ZM221 112H219V111ZM231 112H230V111ZM242 110V109H241ZM240 110V111H241ZM9 111V112H8ZM12 111H14V112H12ZM26 111V112H25ZM104 111V112H103ZM177 111H178V113H177ZM180 111V112H179ZM227 111H229V113L227 112ZM236 111V112H235ZM240 111H238L239 112V114H240ZM8 112V113H7ZM93 112V113H92ZM101 112H103V113H101ZM153 112V113H152ZM159 112V113H158ZM169 114H168V113ZM175 112V113H174ZM188 113V114H186V113ZM237 112V113H238ZM2 113H4L3 115H2ZM82 113H85V114H82ZM91 113V114H90ZM171 113H174V115L173 114H171ZM184 114L185 113V116L184 115H182V114ZM194 113V115H192V114ZM242 113V112H241ZM8 114L12 117V119H11V117L10 116H8ZM22 114H24L23 116H22ZM27 114V115H26ZM31 114V115H30ZM149 114V119L147 120V115ZM190 114H191V116H190ZM222 114H224V116L222 115ZM245 114V116L243 117V116H241V114L239 115V116H241V118L242 119H239L240 121V123H241V126H243V124H242V122H245L246 121V119L245 118H247V116L246 115H248V117H249V114L247 113H244V111H243V114L242 115H244ZM2 115V116H1ZM7 115V116H6ZM22 117H21V116ZM81 115H83V116H81ZM85 115V116H84ZM105 115V116H104ZM172 115H173V117H172ZM183 116L184 118H182L181 119V121L179 120L181 117H178V116ZM5 116V117H4ZM20 116V117H19ZM163 116H164V119H163ZM169 116L171 117V119H175L177 122H178V125H176L177 127V130H176V128L175 127H173V120H171L170 118H169ZM7 117H9V118H7ZM30 117V118H29ZM78 117V116H77ZM107 118V120H106V118ZM175 117V118H174ZM178 117V118H177ZM187 117H188V120H190L191 122H187ZM191 119H190V118ZM194 117H195V119L197 120V121H194ZM221 117V118H220ZM20 118H22V119H20ZM25 118H26V121H25ZM28 118V119H27ZM105 118V119H104ZM165 118H166V120L168 121V119H170L168 122L165 120ZM230 118V119H229ZM232 118V119H231ZM239 118V117H238ZM117 119V120H116ZM157 119H159V120H157ZM178 119V120H177ZM202 119V120H201ZM203 119H205L206 121H204ZM208 119V120H207ZM224 119V120H223ZM225 119H226V121H225ZM147 120V121H146ZM185 121V126H183V124L181 125V123L182 122H184ZM199 120V121H198ZM210 120H211V123H210ZM243 120H245V121H243ZM119 122V124H118V122ZM153 121V122H152ZM162 121V122H161ZM166 121V122H165ZM172 122V125L170 124L171 122ZM193 121V122H192ZM208 121V122H207ZM214 121V122H213ZM228 121H230V122H228ZM232 121H234V122H232ZM26 122H27V126L25 125L26 124ZM29 122H31V123H29ZM80 122H78V124H76V125H79L80 124ZM116 123V125H115V123ZM181 122V123H180ZM196 122V123H195ZM197 122H199V123H197ZM32 123H34V125L32 124ZM109 123V124H108ZM145 123V124H146ZM155 123V124H154ZM166 123V124H165ZM169 123V124H168ZM193 124V126H192V124ZM203 124V125H200V124ZM209 123H210V126H209ZM212 123H213V125H214V129H213V125H212ZM227 123V124H226ZM229 123V124H228ZM233 123V124H232ZM111 124V125H110ZM152 124V125H151ZM154 124V125H153ZM180 124V125H179ZM189 124H190V126L193 128H190V126H189ZM194 124H196V126L194 125ZM245 124V123H244ZM264 124V123H263ZM76 125H72L71 126V128H74V127H76ZM206 125L208 126V127H206ZM230 125H232V126H230ZM234 125V126H233ZM246 125V124H245ZM32 126H33V128H32ZM152 126H153V128H152ZM156 126V127H155ZM169 126H171V127H173L172 128V130L174 129V130H176L177 132H173L172 130H171V127H168ZM174 126H175V123H174ZM201 126V127H200ZM212 126V127H211ZM247 126V125H246ZM249 126V125H248ZM24 127V128H23ZM121 128H122V126H120ZM124 127V126H123ZM180 127V128H179ZM183 127H184V129H183ZM206 127V128H205ZM209 127H210V129H209ZM250 127V126H249ZM195 128V129H194ZM201 128V129H200ZM248 128V129H247ZM70 129V128H69ZM123 129V128H122ZM169 129V131L166 133V131ZM178 129H179V132H178ZM186 129H188L187 131H188V134H186ZM190 129H192V132H191V130ZM198 131H197V130ZM206 129V130H205ZM213 129V130H212ZM237 129H238V131H237ZM241 131H240V130ZM246 129V130H245ZM35 130V131H34ZM166 130V131H165ZM180 130H181V133H180ZM183 130V131H182ZM199 130H201L200 132H199ZM205 130V131H204ZM236 130V131H235ZM113 131H115V132H113ZM129 131V132H128ZM186 131V132H185ZM206 131H207V134H206ZM217 131V132H216ZM245 131V132H244ZM32 135H29V133ZM124 132V133H123ZM172 132V133H171ZM186 134V136H187V138H186V136H183L182 137V134H184V133ZM194 132H196V134L194 133ZM199 132V133H198ZM209 132H216V133H212V134H210ZM237 132V133H236ZM239 132H243V133H246V134H243V133H240V135H247V139L245 138L246 136H241L240 137V135H238V133ZM133 133H134V135H133ZM173 133L175 134V135H173ZM179 135H178V134ZM189 133H190V135H189ZM198 133V134H197ZM256 133V134H255ZM130 134H131V136H130ZM162 135V136H160V135ZM194 134V135H193ZM219 134V135H218ZM225 134V135H224ZM20 135V136H21ZM73 135L74 134H70V136H69V138H73ZM125 135H126V137H125ZM133 135V136H132ZM177 135H178V137H177ZM181 135V136H180ZM193 135V138L191 137ZM198 135V136H197ZM210 135V136H209ZM231 135H233V136H231ZM238 135V136H237ZM254 135H257V137L259 138L258 140H257V137L256 136H254ZM3 136V135H2ZM30 136V137H29ZM122 136H124V137H122ZM178 138V139H180V137H181V139L180 140H176V137ZM189 136H190V138H189ZM196 136V137H195ZM201 136V137H200ZM213 136V137H212ZM5 137V136H4ZM4 137H0V139L2 140H0L1 141V143L3 142V144H1L0 143V157L2 158L3 157V159H2V161H1V158H0V164H1V162H2V164H4L3 166H2V164H1V166L3 167V168H1V166H0V171H2V169H4L5 168V166L7 167V165H8V167L6 168V169H4V171H2V172H0V176H2L3 177V175H4V173H5V176H6V178L8 177V178H10V177H12V179H8L7 181L5 180V176L2 178V177H0V190H1V192H3L4 191V189L7 187L8 189H5V193H7V195L4 193H1L0 192V264H50V263H53V264H60V262L61 261H63V262H61L62 264H144L146 261H148L147 262V264H185V263H183L182 262V257L180 258V255L178 256V257H176V255H178L177 253H174V254H172L173 255V257H172V259H169V260H171V261H167L166 262V259H163L162 260V258H160L161 256H159V253H157V251H156V249H154V253L152 254H147V252L149 251V249L150 248H148V247H146L145 248V250H143L144 249V246L146 245V244H144L145 242L144 241H140V239L139 238H137V239H135L134 241H133V239H132V236H130V235H132V232H131V229L129 228V226L127 225V223L124 221V220H120L119 219V217L117 218V219H114V218H111L110 220L112 221V222H108L107 223V221H110L109 219L108 220H105V222H103L102 224H103V226H105L107 229H109V240H114V241H116L117 243H118V245L119 246H122V247H125V248H127V249H129V250H134V257H132V259H130L129 257H127V259L124 257V256H122V257H118V255L116 254V256H115V259H116V261L115 260H109V259H107L104 255H101L100 253H99V250H98V246L96 245V244H94V242L92 243V241H89V240H87V239H85V240H83V241H81L80 243H79V241H78V244H80V245H76V240L75 239H73V240H75V243H74V245H72L73 244V242L74 241H72V242H67V241H64V243L63 244H60V243H58V245L60 244V246L61 245H65L66 246V242H67V244L68 243H71V244H68L69 246V249H68V247L66 246H61V249L62 250H59L58 251V249L60 248L59 246L57 247V245L55 246L54 245V247H55V249H57V251H55V250H53L52 249V252L51 251H48V250H51L50 248H54V247H51V244H49L50 246L49 247H47L48 246V241H46L45 239H43L44 237H42V235H41V233H39L40 231H44L43 229H41L42 227L43 228H45V230H46V228H47V226H49V225H51V224H48V222H45V221H47L48 220V218L49 217H51L52 215H54V216H57L58 215V211H60V212H62V213H69V214H73L72 212H74L75 214L77 213V212H79V209H77V208H79V205H80V203L79 202H76V203H74V200H72L71 201V203H69V204H67V203H65L64 204V206H63V208H62V205H56V206H52V209L49 207V209L48 208H46V210H45V208H42V209H44L45 210V212L43 211V210H41V211H39V209H34V202L32 201V200H30L31 199V197H30V194L28 195V194H25V193H23L22 192V186L21 185H19V179H21L22 178V176L20 177V174L22 175V172H21V169H22V171H24V173H28V169L26 168V167H28L27 165H29V167L31 166L30 164H29V162L26 160V158H28V155H26L27 153H25V151H22V145L20 144L19 145V143H20V140H21V137H20V140L18 141L17 140V136L15 137V138H13L12 137V139H11V137L10 138H7L8 136H6L5 138H6V140L4 139ZM161 137V138H160ZM167 137L169 138V140L167 141L166 139H167ZM198 137V138H197ZM205 137H207V138H205ZM236 137H237V139H236ZM244 137V138H243ZM255 137V138H254ZM30 138V139H29ZM128 138H130V139H128ZM132 138V139H131ZM159 138V139H158ZM170 138H171V140H172V138H173V140L174 141H170ZM175 138V139H174ZM197 138V139H196ZM213 141H211L210 139ZM224 138H226V141H225V139ZM264 138V137H263ZM9 139H11L12 141H13V139H16V141H17V143H16V141L14 140V142L17 144H15L14 142H11V140H9ZM19 139V138H18ZM127 139V140H126ZM184 139V140H183ZM197 141H196V140ZM199 139L201 140V142H202V140H203V142L204 143H206V141H208L207 143H211V144H205V145H203V143L202 144H200L199 142ZM220 139V140H219ZM246 139V140H245ZM251 139H253V140H251ZM4 140V141H3ZM115 140V139H114ZM130 140V141H129ZM153 140H155V143H152V142H154ZM188 140H190V141H188ZM216 140H218V142L216 141ZM236 140V141H235ZM240 140V141H239ZM44 141V142H43ZM120 143H119V142ZM157 141V142H156ZM189 143H188V142ZM195 143H194V142ZM199 141V142H198ZM211 141V142H210ZM220 141H222L221 143H220ZM248 141V142H247ZM250 141V142H249ZM252 141H255V142H252ZM31 142H33V141H31ZM130 142L132 143L131 145H133V146H130ZM168 142V143H167ZM170 142V143H169ZM173 142H174V144H173ZM176 142V143H175ZM182 142H185L184 144L182 143ZM235 142H237L236 144H235ZM256 142H259V144H257ZM261 142V143H260ZM12 143V144H11ZM22 143V142H21ZM123 145H122V144ZM151 143H152V145H151ZM158 143V144H157ZM196 143H198V144H196ZM212 143H215V144H212ZM240 145H239V144ZM251 143V144H250ZM254 143H255V146H254ZM9 144H11L10 146H12L11 148H8V146H9ZM125 144H127L130 148H128L127 147V145H125ZM157 146H156V145ZM168 144V145H167ZM178 146H177V145ZM188 144H191V145H188ZM196 144V146L198 145L199 146V144H200V146L198 147L197 146V148L199 149V148H201L200 150H196V152H195V154L193 153L194 151V148L196 147H194V145ZM223 144H224V147H222L223 146ZM260 144H261V146L263 147V148H261V146H260ZM2 145V146H1ZM4 145V146H3ZM119 145V146H118ZM171 147H170V146ZM174 146V148H173V146ZM175 145H176V148H175ZM180 145V146H179ZM183 145H188V146H183ZM219 145H220V147H219ZM236 145H239V148H238V146H236ZM243 145V146H242ZM256 145H258L257 147H256ZM9 146V147H10ZM19 146H21V147H19ZM135 146V147H134ZM148 146H150V149H152V152H150V151H147V150H150L149 149V147ZM152 146H155V147H152ZM160 146V147H159ZM190 146V147H189ZM192 146V147H191ZM204 147L203 149H202V147ZM208 146V147H207ZM215 147V149L216 150H218V149H221L220 151L218 150V151H216V150H214L213 148ZM247 146V147H246ZM1 147H2V149H4L5 148V150H3V152H2V149H1ZM4 147V148H3ZM143 147V149H141ZM152 147V148H151ZM157 147V148H156ZM158 147H159V149H161V150H159L158 149ZM163 147H165V150H164V152H163ZM179 147L181 148V149H179ZM184 147H186L185 149H184ZM219 147V148H218ZM260 147V148H259ZM6 148H8V149H6ZM19 149L18 151L21 153H19L18 151H17V149ZM135 148H136V150H135ZM148 148V149H147ZM154 148H156V149H154ZM169 148V149H168ZM190 148V149H189ZM206 148V149H205ZM238 148V149H237ZM243 149L244 151H243V153L241 152L242 150H240V149ZM245 148V149H244ZM130 149V150H129ZM141 152L142 150V154H140V152L138 151V150ZM176 149V150H175ZM196 149V148H195ZM211 149V150H210ZM257 149V150H256ZM8 150V151H7ZM9 150H12V152H10ZM16 150V151H15ZM129 150V151H128ZM145 150H146V152H145ZM156 150V152H154ZM158 150V151H157ZM170 150V151H169ZM183 150H186L185 152L183 151ZM204 150H206L207 152H205ZM209 150H210V152H209ZM215 152V153H212L213 151ZM229 152H227V151ZM238 150H240V151H238ZM260 150V151H259ZM22 151V152H21ZM132 151V152H131ZM212 151V152H211ZM235 151V153L234 154H236V155H232L233 154V152ZM6 152V153H5ZM10 152V153H9ZM14 152V153H13ZM18 152V153H17ZM127 152V153H126ZM135 152H137V153H135ZM139 152V153H138ZM145 152V155L143 154ZM148 152V153H147ZM161 154H164L165 156L164 157H162L163 155H161ZM178 152V153H177ZM201 152H203L202 154H201ZM218 152V153H217ZM238 152V153H237ZM240 152V153H239ZM24 155H23V154ZM131 153H132V155H131ZM133 153H134V156H133ZM152 153V154H151ZM170 153V154H169ZM179 153H180V155H179ZM184 153H185V155H184ZM186 153H188V155L186 156ZM205 153V154H204ZM210 155H209V154ZM219 153L222 155V157H220L219 156ZM223 153V154H222ZM227 153V154H226ZM20 154V155H19ZM127 154V155H126ZM130 155V157H129V155ZM139 155V157L141 156L142 158H138V156H136V155ZM149 154V156H147ZM155 154V155H154ZM156 154H158V155H160V157L158 156V155H156ZM175 154H176V156H175ZM194 154V155H193ZM198 154H200V155H198ZM212 154H214V156L212 155ZM226 154V155H225ZM171 155V156H170ZM173 155V156H172ZM178 155V156H177ZM193 155V156H192ZM197 155H198V157H197ZM202 155H203V158H202ZM207 155V157H205ZM19 156V157H18ZM131 156H133V157H131ZM152 156V157H151ZM154 156V157H153ZM200 156V157H199ZM226 157V158H224V157ZM16 157H17V160H16ZM150 157V158H149ZM156 157H159L158 158V160L160 159V158H162L161 160H159V164H162V165H159L158 167H155L154 169L153 168H146V161H149V159H151V160H153V159H157ZM166 157H168V158H166ZM175 158L174 159V161H173V158ZM216 157V158H215ZM220 157V158H219ZM234 159V160H231L232 158ZM130 158V159H129ZM133 158H135V159H133ZM147 158V159H146ZM166 158V159H165ZM172 158V159H171ZM198 158H200V160L198 161V165H197V167L195 166L194 167V165H196L197 163H195L194 161H196V160H198ZM205 158V159H204ZM210 158V159H209ZM6 159V160H5ZM12 159V160H11ZM19 159V160H18ZM139 159V160H138ZM146 159V160H145ZM164 159V160H163ZM193 159V160H192ZM202 159V160H201ZM212 159V161H210ZM214 159H217V161L216 160H214ZM219 159H224V160H227V162L226 161H222L221 162V160H219ZM232 162V165L234 166L235 164H237L238 165V168H239V171H238V168H237V166L235 165L234 167L233 166H231V163H229L230 161ZM244 159V160H243ZM10 160V162L11 163H8V161ZM23 162V165H20V164H22V162ZM28 162V163H25L26 161ZM166 160H168V163H166L167 161ZM170 160H172V161H170ZM187 160H188V162H187ZM207 160V161H206ZM12 161H13V163H12ZM18 161L20 162V163H18ZM145 163H144V162ZM164 161V163H162V162ZM209 161L211 162V163H209ZM234 161H238L237 163L236 162H234ZM17 162V163H16ZM144 163V165H143V163ZM161 162V163H160ZM170 162H173V165H170L171 163ZM176 162H177V165H176ZM207 162V163H206ZM213 162H215V163H217V164H215V163H213ZM218 162H219V165H218ZM222 163V166H221V163ZM8 163V164H7ZM16 163V164H15ZM25 163V164H24ZM170 163V164H169ZM209 163V165H207ZM215 164V166L213 167L212 166V168H211V165L210 164ZM224 163V164H223ZM229 163V164H228ZM235 163V164H234ZM7 164V165H6ZM27 164V165H26ZM75 164V165H74ZM86 165V167H85V165ZM141 164L144 166V168H142L143 166H141ZM169 165L168 167H167V165ZM183 164V165H184ZM190 164V165H189ZM193 166H192V165ZM204 164V165H203ZM227 164V165H226ZM9 165H14V166H17V167H15L16 168V170H15V168L13 167V171L11 170V167L12 166H10V168H9ZM25 165V166H24ZM182 165V164H181ZM200 165H202L201 167H203L204 168V166H205V168H206V166L207 167H210L209 169H201V167H200ZM225 167H224V166ZM239 165H241V166H239ZM21 166V167H20ZM72 166V167H71ZM77 167V168H75V167ZM90 164L88 163V162H85V163H81L80 161H76V162H74V163H72L71 165H70V170H69V174H71L72 176H73V179H74V181H76L75 183H77V184H79L78 186L80 187V186H83L82 184H84V188L83 189H85L86 191H87V189H89V188H92V189H89V190H93V189H95L94 187H97V185H98V188H100L99 189V191L100 190H102L103 189V187H104V189L102 190L103 192L105 191V193H103L102 192V194H100V192L98 191V193L100 194V196H99V194H98V197H105V199L104 200H106L108 197V195L110 196V193L112 192L113 194H114V196H115V198H114V196H113V194H111V196H113V198L115 199H113L112 197L110 198V199H107L106 200V202L109 200V203L111 202L112 203V201L114 200V201H116V199H117V201L121 198V192H122V188L120 189V184H116L115 185V180H113L112 178H109L108 177V179L106 178H102L101 179V176L102 175H100V174H98L97 172V169L96 168H94L93 166H90ZM113 165H108V167H110V169H111V167H112ZM141 166V167H140ZM148 166V165H147ZM170 166H172V168L170 167ZM28 167V168H29ZM107 167V168H108ZM192 167V168H191ZM237 168V169H235L234 170V168ZM9 168V169H8ZM20 168V169H19ZM75 168V169H74ZM79 168V169H78ZM82 168V169H81ZM139 168V169H138ZM140 168H142V169H140ZM165 168V169H164ZM197 168V169H196ZM222 168H223V172H222ZM232 168H233V170H232ZM19 169V170H18ZM27 169V170H26ZM72 169H74V170H72ZM85 169V170H84ZM92 171H91V170ZM109 169V170H110ZM137 169H138V171H137ZM147 169V170H146ZM164 169V170H163ZM196 169V171H197V173L199 174V171H198V169H200V172L201 171H203V172H205V173H203V174H205V176L207 177H205V179H206V181L208 182V183H210V187L208 186L209 184L207 183V182H205V179L204 178H202L201 177V175L200 174H202V173H200L199 175L197 174V173H194L195 175V177L193 176V173H192V171L194 172V170ZM7 171V174H6V171ZM10 170V171H9ZM78 170H79V173H78ZM96 170V171H95ZM99 170V169H98ZM133 170H135V171H133ZM172 170V171H171ZM210 170V171H209ZM236 170H237V172H236ZM12 171V173H10ZM16 171H18V172H16ZM27 171V172H26ZM73 171H75V172H73ZM86 172V173H84L83 174V172ZM88 171V172H87ZM111 171V170H110ZM131 171H133V172H131ZM137 171V172H136ZM140 171V172H139ZM152 171V172H151ZM156 171H154V172H156ZM181 171V170H180ZM207 171V172H206ZM233 172V174H235V175H238L239 173L240 174H242V175H244L243 177L244 178H242V177H240L241 175L239 174L238 176H239V178L238 177H236V176H234L232 173H227L228 174V177H227V175H226V172ZM100 172V171H99ZM135 172V173H134ZM173 172H175L174 174H173ZM8 173H10V175H8ZM23 173V175H25ZM88 173V174H87ZM91 173V174H90ZM96 173V174H95ZM133 173V174H132ZM138 173H139V175L141 176H138ZM171 175H170V174ZM237 173V174H236ZM2 174V175H1ZM18 174V175H17ZM86 174V176H85V178L87 177V179H85L84 178V180L82 181V179H83V177L82 176H80V175H85ZM90 174V175H89ZM132 174V175H131ZM175 174H176V176H175ZM203 174H202V176H203ZM211 174V175H210ZM215 174H216V176H215ZM12 175V176H11ZM27 175V174H26ZM92 175V176H91ZM129 175H131V176H129ZM210 175V176H209ZM213 175V176H212ZM233 175V176H232ZM18 176H19V179H18ZM98 176H99V179H97L98 178ZM106 176V175H105ZM104 175H103V177H105ZM208 176L211 178V176L214 178H212V179H210V178H208ZM218 176V177H217ZM75 177V178H74ZM107 177V176H106ZM133 177H135V179H132ZM148 177V178H147ZM92 180H91V179ZM96 178V179H95ZM137 178H139L138 180H137ZM152 178H153V180H152ZM201 178V179H200ZM215 178H217L218 180H216ZM234 178H236V179H234ZM81 179V182L79 181ZM88 179H90L89 180V182H88ZM95 179V180H94ZM102 181H101V180ZM113 180V181H111L110 182V180ZM125 179V180H124ZM131 179V181H129ZM148 179V180H147ZM196 179H199V182H201V183H199L198 182V180H196ZM239 179H241V181L243 182V181H245L244 183H242ZM244 179V180H243ZM5 180V181H4ZM9 180H11L10 181V184H9ZM94 180V181H93ZM98 180V181H97ZM105 180V181H104ZM196 180V181H195ZM202 180V181H201ZM203 180H204V183H203ZM210 180L212 181V182H210ZM216 180V182L217 181H219V182H217V183H215L214 181ZM13 181V182H12ZM95 181H96V183H95ZM103 181H104V183H103ZM109 181V182H108ZM129 181V182H128ZM133 181V182H132ZM135 181V182H134ZM136 181L138 182H141V183H143L144 182V184H142V185H140V184H138V183H136ZM157 181V182H156ZM164 181V182H163ZM240 181V182H239ZM6 182V183H5ZM14 182H16V184H14ZM84 182V183H83ZM86 182H88V183H86ZM91 182H93V183H91ZM160 182V183H159ZM178 182V185H179V182H181V181H177ZM197 182H198V185H197ZM223 183L222 185H220L221 183ZM13 183V184H12ZM86 183V184H85ZM91 183V184H90ZM100 183V184H99ZM114 185H113V184ZM203 183V184H202ZM212 183V184H211ZM234 183H236L237 185H235ZM240 183V184H239ZM241 183H242V185L244 184V185H246V186H242L241 185ZM3 184V186H1ZM81 184V185H80ZM90 184V185H89ZM95 184V185H94ZM101 184H104V185H101ZM107 184V185H106ZM138 184V185H137ZM177 184V183H176ZM175 184V185H176ZM199 184H201V185H199ZM206 184H208V185H206ZM213 184H216V186L215 185H213ZM217 184H218V186H217ZM225 184V185H224ZM227 184V185H226ZM232 184H234V185H232ZM5 185V186H4ZM7 185V186H6ZM8 185H10V187H8ZM12 185V186H11ZM16 185V186H15ZM92 185V186H91ZM93 185H94V187H93ZM131 185V184H130ZM149 185V186H148ZM15 186V187H14ZM18 186L19 187H21L20 189H17L18 188ZM87 186H89V187H87ZM101 186H102V189H101ZM109 187V188H106L105 189V187ZM110 186H112L113 188H114V190L112 189V187H110ZM138 186V187H137ZM157 186V187H156ZM209 187V188H207V187ZM213 186H214V188H213ZM225 186V187H224ZM240 186V187H239ZM243 187V189H242V187ZM4 189H3V188ZM12 187V188H11ZM13 187H14V190H15V188L18 190H15V192H16V194H15V192H14V190H13ZM87 187V188H86ZM118 187H119V189H118ZM202 187V188H201ZM203 187H205V192H206V194H204L205 192L203 191L204 190V188ZM221 190H219L218 188ZM224 187V188H223ZM229 187H231L232 189L230 190V188ZM235 187V188H234ZM236 187H239V189H237L236 190ZM82 188V187H81ZM150 188V189H149ZM197 188V189H196ZM206 188H207V190L208 189H211V191L213 192L214 190V192H213V194H212V192L210 191V190H208L209 192H211V193H208V191L206 190ZM213 188V189H212ZM228 188H229V190H228ZM241 188V189H240ZM12 189V190H11ZM97 189V188H96ZM136 189V190H135ZM139 189V190H138ZM172 189V188H171ZM226 189V190H225ZM10 190V191H9ZM19 190H21V191H19ZM108 190H110L109 192H107ZM118 190H119V192H118ZM138 190V191H137ZM225 190V191H224ZM233 190H236V191H233ZM94 191V190H93ZM97 191H95V192H91V193H94V195H95V193L97 192ZM148 191V192H147ZM180 191V190H179ZM223 191L224 192H227V193H223ZM228 191H230L229 192V195H230V199L228 198L229 197V195H227L228 194ZM235 192V194H233V195H231L230 193H232V192ZM247 191H249V192H247ZM254 191V192H253ZM19 192V193H18ZM22 192V193H21ZM90 192V191H89ZM88 192V193H89ZM165 192L167 193V194H165ZM197 192V191H196ZM200 192H198V194L200 193ZM215 192H217L216 194H217V196H216V194H215ZM219 192H222L223 194H221V193H219ZM10 193V194H9ZM21 193V194H20ZM144 195H147V197L148 198H146V196H144ZM14 194V195H13ZM23 194V195H22ZM107 194V195H106ZM117 194V195H116ZM149 194V195H148ZM197 194V195H198ZM201 194V195H202ZM221 196H220V195ZM4 195H5V197H4ZM27 195V196H26ZM106 195V196H105ZM138 195V196H137ZM156 195V196H155ZM200 194H199V196H201ZM213 195H215L216 196V198L217 199H215V197L213 196ZM12 196V197H11ZM15 198H14V197ZM19 196V197H18ZM96 196H97V193H96ZM143 196V197H142ZM168 196H170V195H167V198H168ZM207 196V197H206ZM227 197V199H229L228 201L231 203V205L233 206V207H231V205H230V203L227 201V199L225 198V197ZM4 199H3V198ZM22 197V198H21ZM23 197H24V199H23ZM158 197V198H157ZM222 197V198H221ZM223 197H224V199L225 200H223ZM238 197V199H239V197H241L239 200L238 199H236ZM257 197V198H256ZM8 198V199H7ZM19 198H21V199H19ZM29 198V199H28ZM166 198V197H165ZM210 199V201H209V199ZM221 198V199H220ZM7 200V202H6V200ZM16 199V200H15ZM27 199V200H26ZM159 199V200H158ZM231 199H233V201L231 200ZM234 199H236V201L234 200ZM29 200H30V203H27V201L29 202ZM156 200H158V201H156ZM208 200V201H207ZM219 200V201H218ZM150 201V202H149ZM213 201V203H211ZM232 201V202H231ZM236 202V203H239V205L238 204H234L233 202ZM238 201H241V202H238ZM261 201H263V202H261ZM25 202H26V204H25ZM152 202V203H151ZM156 202V203H155ZM220 202V203H219ZM222 202V203H221ZM224 202V203H223ZM227 202V203H226ZM6 203V204H5ZM32 203V204H31ZM74 203V204H73ZM79 203V204H78ZM115 203V202H114ZM158 203V204H157ZM226 203V204H225ZM10 205V207H9V205ZM156 204V205H155ZM213 204V205H212ZM221 204V205H220ZM223 204V205H222ZM225 204V205H224ZM241 204H242V206H241ZM3 205V206H2ZM27 205V206H26ZM154 205V206H153ZM211 205V206H210ZM227 205V206H226ZM246 207H245V206ZM249 205V206H248ZM5 206V207H4ZM28 206H30V207H28ZM76 207V208H73V207ZM260 206H261V208H260ZM53 207H56V208H53ZM58 207V208H57ZM65 207V208H64ZM153 207V208H152ZM210 207V208H209ZM226 207V208H225ZM227 207H228V209H227ZM237 207V208H236ZM249 207V208H248ZM251 207H252V209H251ZM36 208V207H35ZM71 208V209H70ZM215 208H216V210H215ZM233 208V209H232ZM234 208H236V209H238V211L236 210V211H234ZM251 209L252 211L250 212L248 209ZM35 211H34V210ZM55 209V210H54ZM57 209V210H56ZM64 209V210H63ZM78 211H77V210ZM233 210V213L231 212V210ZM245 209V210H244ZM247 209V210H246ZM254 209V210H253ZM30 210V211H29ZM69 210V211H68ZM76 210V211H75ZM113 210V209H112ZM162 212H161V211ZM225 210V211H224ZM228 210H230L229 211V213L228 212H226V211H228ZM242 210H244L243 211V216H245V217H243L242 216V213H239V212H241ZM9 211V212H8ZM23 211V212H22ZM39 211V212H38ZM65 211V212H64ZM158 211V212H157ZM160 211V212H159ZM224 211V212H223ZM248 211V212H247ZM7 212V213H6ZM59 212V213H60ZM112 211H110V213H111ZM235 212V213H234ZM236 212H238V213H236ZM256 213V216H255V214L253 215L254 216V218H249V217H246V216H248V215H250L251 213ZM13 213V214H12ZM20 213V214H19ZM39 213V214H38ZM41 213H43V215L41 214ZM50 213H54V214H49ZM104 214H107L105 211L103 212ZM114 215H115V212H114V210H113V212H112ZM163 213V214H162ZM166 213V214H165ZM214 213V214H213ZM230 213H231V215L232 216H234V214L236 215L237 214V217L235 216V218L237 219V220H235V218H233L235 221H237V223L239 224V226L241 227V225H244L245 223H247L248 222V220H249V222H248V224H245L244 226L246 227L247 226V229H245V228H243L242 227V229H244L243 231L244 232H246V233H244V232H242V229L238 226V224L235 222V221H233L232 220V222L234 223H236V225L238 226H236V225H234V224H232L233 225V227H232V225H231V227H230V222H229V220H227V219H229V217H230V219L232 218V216H230ZM246 213V215H244ZM6 214V215H5ZM21 214H22V216H21ZM23 214H26V215H23ZM36 214V215H35ZM56 214V215H55ZM162 214V215H161ZM224 214V215H223ZM229 214V215H228ZM258 214V215H257ZM20 215V216H19ZM159 215H161V216H159ZM228 216V218H227V216ZM252 215H250V217H253ZM19 216V217H18ZM24 216V217H23ZM33 216H35L34 218H33ZM38 216V217H37ZM240 216H242V217H240ZM21 217V218H20ZM23 217V218H22ZM40 218V219H37V218ZM159 217V218H158ZM224 217V218H223ZM240 217V218H239ZM256 217V218H257ZM227 218V219H226ZM258 218H257V220H258ZM16 219V220H15ZM20 219H22V221L20 220ZM25 219V220H24ZM34 219V220H33ZM45 219V220H44ZM114 219V220H113ZM153 219H155V220H153ZM242 221V219H244L242 222H244V224L243 223H241V221ZM254 219V220H253ZM20 220V221H19ZM28 220V221H27ZM213 220V221H212ZM225 220H227V221H225ZM245 220H247L246 222H245ZM253 220V221H252ZM15 221V222H14ZM18 221V222H17ZM25 221V222H24ZM33 221H36V222H34V223H36L35 225H34V223H33ZM42 221H44V222H42ZM170 220H166L165 222H166V225L164 224V226H163V228H165L166 226H167V222H169ZM238 221H240V222H238ZM252 221V222H251ZM20 222V223H19ZM21 222L23 223V224H21ZM29 224V225H27V223ZM164 222V223H165ZM227 222H229L228 224H229V226H228V224H227ZM231 222V223H232ZM262 222V223H261ZM15 223H16V226H15ZM21 224V225H19V224ZM169 223H171V221L169 222ZM201 223V222H200ZM223 223V224H222ZM241 223V224H240ZM215 224V225H214ZM224 224H226V225H224ZM18 225V226H17ZM22 225H24V226H22ZM32 227H31V226ZM40 225V226H39ZM42 225V226H41ZM45 225V226H44ZM128 227H127V226ZM220 225H221V227H222V229L220 228ZM253 225V224H252ZM20 226H22V227H20ZM17 227V228H16ZM24 227H26V229L24 228ZM31 227V228H30ZM39 227V228H38ZM41 227V228H40ZM225 227V228H224ZM14 228H15V230H14ZM36 228V229H35ZM221 229V232H220V229ZM22 229V230H21ZM24 229V230H23ZM30 229V230H29ZM212 229V230H211ZM214 229V230H213ZM219 229V230H218ZM227 231H226V230ZM251 229H253V230H251ZM14 230V231H13ZM25 230H27V232L25 231ZM36 230V231H35ZM128 230V231H127ZM165 230V229H164ZM167 230H170V228L169 227H166V232H167ZM217 230V231H216ZM225 232H224V231ZM241 231V233H240V231ZM20 231L22 232V233H20ZM39 231V232H38ZM219 231V232H218ZM223 231V232H222ZM16 232H17V234H16ZM32 232H33V234H32ZM34 232H36V233H34ZM129 232V233H128ZM169 232V231H168ZM13 233V234H12ZM15 233V234H14ZM30 234L29 235V238H28V236H27V234ZM221 233V236H219V234ZM224 233V234H223ZM250 233V235H246V234H249ZM19 234V236L23 239H21L19 236H17ZM25 234V235H24ZM37 234H38V236H37ZM169 234H172V233H169ZM217 234V235H216ZM244 234V235H243ZM252 234V235H251ZM14 235V236H13ZM204 235V234H203ZM24 236H25V238H24ZM204 236H206V235H204ZM257 237L258 239H254V237ZM263 236V237H262ZM17 237H19L20 238V241H19V239L17 240V241H15V238ZM37 237H39L38 238V240H37ZM16 238V239H17ZM34 238V239H33ZM207 238V240L209 239L208 238V236H206L205 237V239ZM24 239H26L27 241L29 240V243L26 241V240H24ZM32 241H31V240ZM257 240V241H256ZM26 242V243H24V242ZM19 242V244L20 245H22V247L20 246V245H18V244H16V243H18ZM23 242V243H22ZM44 242V243H43ZM88 243V244H84V243ZM132 242V243H131ZM144 242V243H143ZM244 242V243H243ZM249 242H250V244H249ZM252 242V243H251ZM22 243V244H21ZM30 243H31V245L33 246H31L30 245ZM37 243V244H36ZM39 243H41V244H39ZM50 243V242H49ZM82 243H83V245H82ZM139 243V244H138ZM26 245V244H28V245H26L27 247H29V248H26V247H24V245ZM142 246H141V245ZM143 244H144V246H143ZM254 244V245H253ZM82 245V246H81ZM85 245H87L86 247H85ZM91 246L93 249H91V247H88V246ZM255 245H256V247H255ZM36 246H37V248H36ZM129 246V247H128ZM141 246V247H140ZM251 246H253L252 248H251ZM70 247H71V250H70ZM74 247V248H73ZM77 247V248H76ZM79 247V248H78ZM34 249V248H36V251H34V250H30V249ZM66 248V249H65ZM73 248V249H72ZM148 248V249H147ZM210 247H208L206 250L207 251H212V247L209 249ZM216 248V247H215ZM225 248V249H224ZM262 248V247H261ZM95 249H97L98 251H97V253L95 252L96 250ZM146 249H147V251H146ZM95 250V251H94ZM177 251H178V248L176 249ZM203 250H205V249H203ZM216 250V249H215ZM228 250V251H227ZM261 250V251H260ZM32 251V252H31ZM156 251V252H155ZM214 251V250H213ZM34 252V253H33ZM37 252V253H36ZM50 254H49V253ZM56 252V254H54ZM151 252V251H150ZM226 252H228V253H226ZM257 252L258 253H260V254H257ZM33 254V257H32V254ZM48 253V254H47ZM53 253V256H51V254ZM58 253V254H57ZM60 253V254H59ZM98 254V255H96V254ZM217 253H218V255L219 256H217ZM263 253V254H262ZM39 254V255H38ZM158 254V255H157ZM30 255H31V257H30ZM41 255V256H40ZM43 255H45V256H43ZM49 255V256H48ZM57 257H56V256ZM58 255L61 257V261L59 260V258H58ZM140 255V256H139ZM220 255H222L221 257H220ZM230 255V256H229ZM254 255V256H253ZM263 255V256H262ZM48 256V257H47ZM50 256L52 257V258H50ZM98 256H101V258L100 257H98ZM144 256H145V259H143L144 258ZM263 258H262V257ZM39 257V258H38ZM99 259H98V258ZM117 257V258H116ZM175 257V258H174ZM194 257V256H193ZM200 257H203V261H205L204 263H203V261H202V264H209V261L207 260V256L206 255H204V256H199V258ZM36 258H38V259H36ZM54 258V259H53ZM55 258H56V261H55ZM118 258H121V259H119L118 260ZM173 258H174V260H173ZM196 258V257H195ZM258 258V259H257ZM49 261H48V260ZM201 259V258H200ZM227 259H228V261H227ZM230 259V260H229ZM248 259V260H247ZM38 260V261H37ZM52 260L53 261H55V262H52ZM58 260V261H57ZM80 260V261H79ZM132 260V261H131ZM168 260V259H167ZM37 263H36V262ZM143 261H145V262H143ZM152 261V262H151ZM200 261L201 260H197L196 262L198 263L199 262V264H200ZM221 261V262H220ZM260 261H262V262H260ZM57 262V263H56ZM171 262V263H170ZM219 262V263H218ZM228 262V263H227ZM190 264H194V263H190Z\"/></svg>",
    "mask_w": 264,
    "mask_h": 264
}]
</instances>
